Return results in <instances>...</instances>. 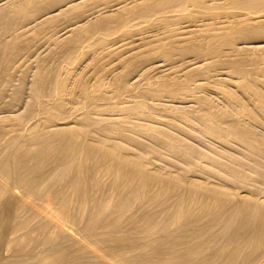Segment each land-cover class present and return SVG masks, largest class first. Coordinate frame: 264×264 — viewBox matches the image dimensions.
I'll use <instances>...</instances> for the list:
<instances>
[{
    "label": "rangeland",
    "instance_id": "rangeland-1",
    "mask_svg": "<svg viewBox=\"0 0 264 264\" xmlns=\"http://www.w3.org/2000/svg\"><path fill=\"white\" fill-rule=\"evenodd\" d=\"M21 1V2H20ZM24 1H27V2H25L26 3V5L24 6V8L28 5V7H26L25 9H22L23 8V6H20L19 8H17L18 7V4L19 5H22V3H24ZM28 1H29V3H35V5L32 3V4H29L28 3ZM31 1V2H30ZM144 1V0H143ZM147 1V0H146ZM150 1V0H149ZM188 1L189 0H186V2L187 3H183V4H186V5H188V6H190V2H191V0L189 1V3H188ZM206 1H207V3H206ZM204 0V2H205V5L207 4L208 5V2L210 1H208V0ZM213 1H215V2H213ZM225 0H223V1H219V0H211L209 3H210V5H212V4H214V5H216V6H214L213 8L212 7H210L211 8V10H210V12L208 11V16L210 17L211 16V18H213L214 16L216 17V19H215V17H214V20L213 19H211V18H208V16H205V14H207V13H205V14H203V16L201 15V14H199L200 16H197L196 18H195V22L194 23H196V24H191V22H189L191 25V31H195V27H196V30L197 29H200V26L202 25V23H201V21L202 22H204L203 20L205 19V21H207L208 23H211L212 24V22L213 23H216V25H214L215 27L217 26V23L219 22V21H221L223 18L225 19H223L224 21H221L220 23L221 24H223V27H222V25L220 24V23H218V24H220L221 26L219 27V28H221V30L223 29V31H225L226 30V32L227 33H230V31H231V33H232V31L233 30H235L234 28H236V27H234L232 24H233V20H231L230 18H233L231 15H229L228 17L229 18H226L227 17V15L228 14H230V12H231V10L233 11V13H236L237 11H238V9H234L233 7H230L229 5H231V4H229L230 2L228 1V0H226L227 1V4H228V6L229 7H226V3L224 2ZM7 2V3H6ZM16 2H18V3H16ZM57 2V3H56ZM213 2V3H212ZM218 2V3H217ZM221 2V3H220ZM3 3V4H2ZM28 3V4H27ZM70 3V4H69ZM122 3V4H121ZM123 3H124V5H123ZM128 3V4H127ZM141 3L140 2V0H35V2H34V0H0V24H1V22L3 23V24H1L0 25V41H1V45H0V50H2L3 51V54H1L2 53V51H0V148L1 147H3V146H5L6 145V143H9V139L11 140L15 135L17 136V138H16V140L18 139L19 141L20 140H22V143H23V141H26V140H24L23 138H22V136H23V134L25 135V136H23V137H25V139H26V136L28 135L26 132H28L30 135H32L33 134V131H32V129L31 128H33V129H35L34 127L36 126V128H37V126H44V125H46V127L48 128V129H50V128H52V127H59V128H61L62 126L63 127H65V126H67V124L69 123V125H71V127L73 128V126H75L74 128H76V127H78V125L76 126V124L77 123H74V122H78V118L77 117H79V120H80V116L82 115V117H84V118H87L86 116H84L85 114L91 119L90 121H91V123H92V120L94 121L93 122V124H92V126L91 125H88V127H86L85 129H88V131H86V132H89V130H90V132H91V137H90V135H87V134H83V135H81V136H86V138L84 137H81V141L83 140V139H85V141L87 142H89V143H91V140L92 139H97L98 141H97V143H102V141H103V143H109V144H112V145H115L116 143L117 144H120V143H122L121 145L123 146V145H125V147L126 148H128V150H132V151H134L135 152V154L136 155H139L140 154V157L143 159V161H144V163L145 164H147L146 165V169H150V170H157V169H161V167H162V171H165L166 172V170L168 171V172H172V173H174L175 171V175H178L177 173L179 172V171H184L185 169L184 168H187L184 172H182V176H183V173H184V175L188 172V174H186V175H190V176H192V174H193V178H195V177H197L196 179L197 180H199V178H201L200 179V181L201 180H203V182H204V180H208V182H213V184L215 185H218L219 187H221V188H223L224 186V188L223 189H226V190H229V188H230V193H232L233 195L232 196H234V198L232 197L231 198V196L229 197V195L227 196L228 198H227V200L229 199V198H231V200L229 199L228 200V205L226 204L227 203V201H224L225 199H226V197L225 198H223L221 195H218L217 197H220V200H222L221 202L219 201L218 203H217V201L219 200V199H217V197H216V203H214V201H215V199L214 198H211V199H214L212 202L214 203V204H210L211 202V200H209L208 198H209V196H205V195H207V194H210V192L209 193H207L206 191L207 190H205V191H203V192H206V194L205 193H201V190L203 189L204 190V188H199L198 189V192L197 191H195L196 193H194V192H192L191 193V191H192V187H194V186H191V185H187V186H189V188L191 187V189H189V188H187V190H181V188H183V189H186V187L187 186H185V188L183 187L184 185H185V181H184V183H182L181 185H179V183H176V185H179L180 186V188L178 189V190H180V191H178V190H175V188H176V186L174 185V186H172L173 188H171V189H173V190H175V191H178V192H174L173 190H168V191H164V193L166 192H168V195L169 196H165L164 194H163V196L165 197H160L161 198V200H159L160 198H158V199H153V200H151L152 199V197L154 196V192H155V197L156 196H158V195H160V196H162V194H160L161 192L163 193V191H161L162 190V188H161V192L159 193V192H157V186L159 187V185H160V181H157V184H154L153 183V185H157V186H152L151 184H152V182L150 183V185H151V188L148 190L147 189V187H142V183H140V180L142 181V180H147V179H149V178H147V177H145L146 175L145 174H143L141 171L138 173V171L136 170V172L138 173L137 175H135V169L134 170H132L131 168H130V171H128V172H132V171H134V173H133V177H134V175L135 176H138V178L137 179H139V181H137L139 184H142V185H140V186H137V185H139V184H137V182L135 183H133L132 185H130L129 187H126L125 185H123L124 187H122L121 186V183L122 182H120L119 180V182L116 180L115 181V177H114V174H112V171H110L111 173L109 174H105V172H103V173H101L100 174V172L101 171H99V170H97V168H99L100 169V165H96L98 162L96 161V159L98 158V156H97V154H101L102 155V153H103V150L101 151V149H100V153H98L97 152V154L94 156L93 155V157H91V155H90V157H91V159H90V157H88V156H86V158H88V159H84L83 157V159H84V162L85 163H87L86 165L88 166H86L85 164H84V162L82 163H79V164H82L83 165V167L85 166V167H87V168H89V170H91V171H88V169L86 170L87 172H91L90 173V175H89V173H86V174H88L87 176H89L90 177V180L92 179V177L94 178V173L96 172H98L99 171V173H98V175H102L101 177L99 176H97V180H96V187H97V184H98V187L97 188H99V190L95 187V185H93V187H94V189H95V191H93L92 189H91V191H89L88 192V195H90V199H94V197H96L93 201H94V203L92 204V202H90V203H88L90 200L88 199V204H91L92 205V208H91V205H88V204H86L87 206L85 207V213H84V216L85 215H88V214H92V212H93V214L92 215H94L95 214V208H93V206L95 207V204H99V205H101V202H105V201H107L108 203H107V205H104V206H108V208H107V211H108V213H116L115 214V217L114 218H111V219H109L110 221H108V219L106 220L105 219V216H107V213H106V211L105 212H103V213H105V214H103L102 215V218H100V220L102 221V225L101 224H99L101 227H104L105 228V226H107V225H109L107 228H109V229H112V228H114V230L116 231L115 233H117L118 235H119V233H120V235H121V231H122V233L123 234H125V231L128 233V232H130L129 233V235H134V236H132L133 238L132 239H134V237L136 238V236H137V238L136 239H134L133 241H135V243L137 244V245H142V247L143 246H148V247H150V245H152V244H156V246H158V245H160L161 243H164V242H162V241H164V236H166V234H167V231H168V233H170V235H171V237H172V235H174V233L176 232H178V234H180V233H182V231H183V229H186L185 231H186V233H191V235L193 236V229H195V231H194V233H196V235L198 234L197 232L199 231V229H200V231H201V229H203L202 230V232H200V236L201 237H204V238H199L200 236H198L197 238H199V240L201 239V241L200 242H205V243H203L202 242V244H204V245H202L201 247H198V246H196V247H198L196 250V252L192 255V257H194V255H195V257L193 258V259H190V260H192V261H200V263L203 261V260H208L209 259V257L211 258L212 257V255L214 256V258L212 257L210 260H213V262L212 261H210V260H208V262L210 263V264H215L216 263V261H217V263H218V261L220 262V258H218V255L219 256H221V255H225V254H229V253H231L232 254V252H231V250L233 251V249H234V247L233 246H235V245H237L238 247H239V249H237V250H239V251H237V252H235L234 253V255H231V260L233 261H230V257H229V260H228V262H226V263H228V264H230L231 262V264H257V263H260L261 264V262H263L264 260H263V258H264V254H262V253H264V241H262L263 239H264V226L263 225H260V222H261V224L264 222V215H263V219H262V214L264 213L263 212V210H261L262 211V214H261V211H258L259 209H262L261 207H257V206H255L254 207V210L252 209L253 207L252 206H249V204H251L250 202H252V204L253 203H255V202H257L256 200H259V201H263L264 202V179H262L261 178V176L262 177H264V110H262V108L264 109V107H261V105L263 106L264 104L263 103H260V101H259V99H258V97L257 96H255V95H253V94H247V93H244V95L242 94H237V92L236 91H239V88H238V86L236 85L237 83H238V85H239V83H242V82H247V81H250L249 82V85H252V84H250L251 82H253L255 79V82L258 80V81H260V83L262 84V82H263V85H264V80H263V78H264V64H263V62H264V44L263 45H261V43H263L264 42V36H263V40L262 39H260V37H258V39H257V35L255 36V33L254 34H246L245 32L246 31H244V33L246 34L245 36H246V38H248V40H249V35H253L254 37H255V39L253 38V37H251L250 38V41H248L247 42V40L246 41H244V40H242V39H245V38H243L244 36L243 35H241V36H243V37H241L242 39H239L240 37H238V41H237V44L240 42L243 46H241V44L239 43L238 45H239V47L241 46V48L239 49L237 46V44H236V42L234 43V45H236V47L238 48V50H237V53H238V51H240L241 53L239 54L238 53V55H237V57H236V52L233 54V51H236V49H232V52H230L228 49H230L229 48V45H227L228 46V48H226L225 46L226 45H221V50L222 51H224V53H223V55L225 56L224 57V61H222L221 60V62H223V63H218L219 65H221V66H218V64H216L215 62H216V60H218L217 62H219L220 61V57L221 58H223L222 56H220V55H222L221 53L219 54V58H218V56H216L218 59H214L215 60V62L211 59V58H215V56H210L211 58H206L205 60L203 59L204 57H206V55L204 54H202L203 56V58L201 59H197V56L196 57H194L193 58V54H195V53H193L192 52V54H190V52L189 53H187V54H185V55H187V56H189V55H191V57L189 56V57H183V55L184 54H180V56L182 57L181 59H180V56H179V53L177 52V50L175 51V52H177V53H174V52H172L173 54H171V56H173V59L171 60V62H169L170 60H166L165 61V59H164V61H163V59L158 55L157 57L158 58H155V57H149V56H146L145 57V59L147 58V59H152V60H148L147 62L145 61V59H142V58H140V60L138 61V58L137 59H135L136 61H137V63H135L134 65H136V66H134L135 68H132V69H134V70H131V72L130 73H128V75H126V76H128L127 77V82L129 83V85L131 86V87H128L129 88V90H125V92H120L121 94H123V95H118V94H116V92L114 91V94H113V96H110L109 94H110V92H111V90H109L110 92H109V94L107 95H103V94H105V93H102V96H104V97H102L101 95H100V97L99 96H97L96 98L95 97H93L94 96V92L96 91V88H94V87H96V86H93V85H98L100 82H104L105 81V83L106 84H110V83H112L111 81L114 79L115 80V78L117 77H113V76H115L116 75V73L119 75L120 74V72H124V69H122V65L121 66H119L118 64H119V62H117L116 60H118V58H121L122 57V55L124 56V54H125V51H127L126 52V55L128 54V52L130 51V53L131 54H133V52L131 51V49L133 50L134 48L136 49H138L139 51H140V53L142 54V53H144L143 51L145 50L146 51V49L145 48H147V50H148V48H150L151 46H148L147 47V45H151L152 44V41L154 40V41H156L157 40V38L161 35V33H162V31L161 30H163L164 28L163 27H152V26H146L147 24H145L146 22H144L145 20L144 19H141L140 17H137V19H139V20H135L134 18H136V17H134V18H131V20L129 21V24L132 22V23H139V24H135L136 26H134V24H133V27L134 28H136V29H134L132 26H131V28H130V30L129 31H127V29L128 28H126V26H121L120 24H119V22H116V21H114V19L112 18L113 16L111 15L114 11V14L113 15H115V13L116 12H120V10L119 9H121V7H126L125 9H130L131 7V4H132V8H133V6L135 7L136 5H139V4ZM14 4V5H13ZM16 4V5H15ZM38 4V5H37ZM53 4V5H52ZM67 4V5H66ZM122 6H121V5ZM126 4V5H125ZM218 4V5H217ZM222 5V6H220V5ZM225 4V5H224ZM40 5V6H39ZM57 5V6H56ZM73 5H76L74 8H73ZM130 5V6H129ZM186 5H181V7H185ZM194 4H192L191 6L192 7H194L193 6ZM206 5V6H207ZM209 5V6H210ZM43 6V7H42ZM59 6V7H58ZM70 6H71V8H70ZM220 6V7H219ZM232 6V5H231ZM13 7V8H12ZM61 7L63 8V9H61ZM67 7H69V8H67ZM80 9H79V8ZM105 7V8H104ZM180 7V8H181ZM196 7V6H195ZM194 7V8H195ZM208 7V6H207ZM6 8V9H5ZM16 8V9H15ZM40 8V9H39ZM174 8V7H173ZM175 8H178V6H176ZM180 8L179 9H177V15H178V11H180ZM191 8V7H190ZM193 8V9H194ZM2 9V10H1ZM4 9V10H3ZM14 9V10H13ZM17 9H18V11H17ZM73 9H74V11L75 12H73ZM77 9H79L80 11H82V13L80 12L79 14H81V17L82 18H79L78 16H79V14H76V12L78 13L79 12V10H77ZM188 10H189V7L187 8ZM6 10V11H5ZM23 10V11H22ZM72 10V11H71ZM77 10V11H76ZM103 10V11H102ZM117 10H119V11H117ZM191 10V9H190ZM221 10V11H220ZM227 10V11H226ZM14 11V12H13ZM25 11V12H24ZM67 12L68 14H69V12H70V14L68 15L67 13H65V12ZM109 11V12H108ZM121 11H122V9H121ZM212 11L213 12H215L216 11V13H220V15H217L216 13H214V15H213V13H212ZM218 11V12H217ZM230 11V12H229ZM236 11V12H235ZM16 12V13H15ZM24 12V13H23ZM34 12V13H33ZM56 12V13H55ZM106 12V13H105ZM171 12V11H170ZM182 12V11H181ZM222 12V13H221ZM224 12V13H223ZM7 13H9V14H7ZM13 13H15L14 15H13ZM21 13V14H20ZM36 13V14H35ZM63 13V14H62ZM101 15H100V14ZM103 13H105V16H104V14ZM173 13V15L175 14L176 15V12L174 13V11L172 12ZM226 13H228V14H226ZM232 13V12H231ZM4 14V15H3ZM18 14V15H17ZM51 14H53V17H52V15ZM96 14V15H95ZM107 14V15H106ZM116 14H118V13H116ZM210 14H212V15H210ZM218 16H216V15ZM222 14V15H221ZM6 15V16H5ZM12 15V16H11ZM25 15V16H24ZM49 15V16H48ZM55 15H57L58 16V19L56 20V18H57V16H55ZM66 15V16H65ZM71 15V16H70ZM78 15V16H77ZM83 15V16H82ZM97 15H100V16H97ZM108 15H109V17H108ZM174 15V20H173V18L171 19V16H170V19L171 20H173L174 21V25L175 26H178V30H180V28L181 29H190V27H188L187 26V24H189V23H186V21H183L182 22V20L179 22V20H177V22H176V18L178 19V16L176 15L175 16ZM226 15V16H225ZM14 16V17H13ZM60 16V17H59ZM62 16H64V17H62ZM68 16V17H67ZM103 17V18H105L106 17V23H108L109 22V20H111V19H113V23L111 24L110 23V25H109V23L107 24V25H109L110 26V29H109V27L107 28V29H102L101 28V30L99 31V29H100V27H97V28H99V29H97V28H94V29H96V30H93L92 29V31H94L93 32V34L92 35H89V34H91L92 33V31H91V33H89V34H87V33H83V34H81L79 37H78V39H80V40H78V41H76V42H79V43H75V42H73V43H69V41H71L72 40V35H73V33H75L76 32V29L78 30L79 29V27L81 28H83V27H85L87 24L89 25V23L91 24V22L92 21H94L96 18H100V17ZM112 16V17H111ZM201 16H202V20H201ZM222 16H225V17H221L222 19H220V17ZM35 17V18H34ZM71 17V18H70ZM73 17V18H72ZM75 17V18H74ZM85 17V18H84ZM88 17V18H87ZM96 17V18H95ZM107 17H108V21H107ZM110 17H111V19H110ZM199 17V18H198ZM206 17V18H205ZM3 18V19H2ZM13 18V19H12ZM39 18V19H38ZM51 18L52 19H54L55 18V20H52V22H51ZM61 18V19H60ZM67 20H66V19ZM69 18L71 19V20H69ZM217 18H219V19H217ZM4 19H7V20H4ZM10 19H12V20H10ZM28 19V20H27ZM35 19V20H34ZM60 19V20H59ZM79 21H77V20ZM86 19V20H85ZM98 19H96V20H98ZM133 19V20H132ZM140 19L142 20V22L144 23H142V22H140ZM198 19H200V20H198ZM206 19H208V20H206ZM10 20V21H9ZM29 20H30V22H29ZM41 20V21H40ZM50 20V21H49ZM66 20V21H65ZM69 20V21H68ZM135 20V21H134ZM144 20V21H143ZM185 20V19H184ZM210 20H213V21H211L210 22ZM230 23V20L232 21V24H230V25H226V24H224L223 22H227V21ZM40 21V22H39ZM87 21H88V23H87ZM90 21V22H89ZM196 21H199L198 23L196 22ZM215 21H217V22H215ZM35 22V23H34ZM86 22V23H85ZM95 22V21H94ZM115 22V23H114ZM177 24H176V23ZM206 22V23H207ZM31 23H32V25H31ZM44 25H43V24ZM46 23V24H45ZM48 23V24H47ZM178 23H180L179 25H178ZM184 23H186V24H184ZM228 23V24H229ZM25 24H26V26H25ZM27 24H28V26H27ZM34 24V25H33ZM71 24V25H70ZM77 24H78V26H77ZM83 24V25H82ZM200 25V26H196V25ZM235 24V23H234ZM3 25H5L4 27H2ZM30 25V26H29ZM73 25V26H72ZM131 25V24H130ZM140 25L142 26L143 25V27H140ZM8 26V27H7ZM24 26V27H23ZM40 26H41V28H40ZM43 26V27H42ZM75 26H77V27H75ZM114 26V27H113ZM172 27H173V25H171ZM185 26V27H184ZM193 26H195V27H193ZM219 26V25H218ZM224 26H226L227 28H228V26H230L229 28H228V30H227V28L226 27H224ZM234 27V28H232V30H230L229 31V29L231 28V27ZM32 27H34V28H32ZM39 27L40 29H37V28ZM112 27L115 29H113L112 31H111V29H112ZM119 27V28H118ZM122 27H123V29L124 28H126L125 30L126 31H123V29H122ZM138 27H140L139 29H138ZM145 27H147L148 29L147 30H145L146 28ZM184 27V28H183ZM199 27V28H198ZM202 27V26H201ZM4 28V29H3ZM8 28V29H7ZM25 28V29H24ZM37 29V31H36V29ZM133 28V29H132ZM176 28H174V30L176 29ZM218 28V27H217ZM225 28V29H224ZM6 29V30H5ZM34 29H35V31H36V33H33V31H34ZM110 31H109V30ZM143 30V31H141V30ZM4 30V31H3ZM10 30V31H9ZM24 30V31H23ZM70 30H71V33H70ZM98 30V31H97ZM117 30V31H116ZM133 30H134V33H135V31H137V33H133ZM144 30H145V33H144ZM150 30H152V31H150ZM153 30H155V31H153ZM159 31V36H158V31ZM178 30L176 31H172V34L173 33H175V35L173 34V35H171V33L170 34H168V35H170L169 37L170 38H172V40H173V37L172 36H175V37H177L178 35H181L182 37L184 36V35H186V36H188V33H189V31L190 30H188V33H186V31L187 30H185V31H183V30H181V33H180V31H179V33H178ZM101 31H104V33H101ZM115 31H116V33H115ZM120 31H122V33H124V34H122V33H120ZM164 31H165V29L163 30V33L162 34H164L163 36V38H164V40H165V38H166V40H167V37H168V35H166L165 33H166V31H165V33H164ZM182 31H183V33H182ZM125 32L127 33L126 35H125ZM239 32V31H238ZM27 35H26V34ZM95 33V34H94ZM96 33L98 34V33H100V34H98V35H96ZM106 33V34H105ZM108 33H109V35H108ZM115 33V34H114ZM132 33H133V35H132ZM154 33H157V35L156 34H154ZM233 33H234V31H233ZM242 33V32H241ZM240 33V34H241ZM34 34H36L35 36H34ZM176 34H177V36H176ZM262 34V33H258V36H260V35ZM13 35V36H12ZM32 35V36H31ZM87 35H89L90 37H87ZM94 35V36H93ZM97 36V38H96V36ZM103 35H107V37L106 36H103ZM129 35V36H128ZM153 35V36H152ZM166 35V36H165ZM30 36V37H29ZM34 36V37H33ZM70 36V37H69ZM81 36H83V38H80ZM98 36H101V37H103V38H101V37H99L100 39H98ZM119 36V37H118ZM150 36V37H149ZM248 36V37H247ZM36 37V38H35ZM70 38V40H69V38ZM106 37V39L104 40V38ZM152 37V38H151ZM156 38V39H153V38ZM162 37V36H161ZM174 37V38H175ZM179 38H180V36H178ZM181 37V38H182ZM35 38V39H34ZM68 38V39H67ZM88 38V39H87ZM93 38V39H92ZM110 38V39H109ZM162 38V39H163ZM179 38H177V40L180 42H178V45H183L184 43H182L183 42V40L182 41H180L181 40V38L179 39ZM253 38V39H252ZM57 39V40H56ZM66 39V40H65ZM90 39V40H89ZM94 39H96V41L94 40ZM98 39V40H97ZM103 40V43H104V45L102 46V44L100 43V42H102V40ZM115 39V40H114ZM133 39H135V40H133ZM145 39V40H144ZM153 39V40H152ZM182 39H185V37H183ZM64 40V41H63ZM84 40H85V42H84ZM91 40H92V43H90L91 42ZM148 40H150V42H148ZM171 40V39H170ZM171 40V41H172ZM175 40H176V38H175ZM177 40H176V42H177ZM237 40V39H236ZM239 40H241V41H239ZM252 40H254V41H252ZM259 40V41H258ZM68 41V44L66 43V42ZM83 41V42H82ZM108 42L107 44H106V42ZM153 41V42H154ZM174 41V40H173ZM263 41V42H262ZM3 42V43H2ZM5 42V43H4ZM66 44H64V43ZM98 42V43H97ZM8 43V44H7ZM155 43V42H154ZM153 43V44H154ZM175 43V42H174ZM246 44V46L244 47V45ZM248 43V44H247ZM250 43V44H249ZM257 43H259L258 45L260 46H258L257 45ZM6 46H5V45ZM62 44V45H61ZM81 44V45H80ZM83 44V45H82ZM91 46H90V45ZM94 44V45H93ZM98 44H100V46L98 45ZM106 44V45H105ZM176 44V46H177V43H175ZM255 46H254V45ZM64 45V46H63ZM71 45V46H70ZM74 45V46H73ZM78 45V46H77ZM93 45V46H92ZM96 45H98L99 47H98V49H97V46ZM250 45V46H249ZM251 45H252V47H251ZM66 46H67V48H66ZM68 46H70V49H69V47ZM73 46V47H72ZM90 48H89V47ZM110 46H111V48H110ZM153 46V45H152ZM4 47V48H3ZM79 47V48H78ZM230 47H231V45H230ZM244 47V48H243ZM248 47H249V49H248ZM251 47V48H250ZM254 47H255V49H254ZM257 47V48H256ZM263 47V48H262ZM5 48H6V51H5ZM72 48H74V49H72ZM84 48H86V49H84ZM93 48V49H92ZM96 48V49H95ZM231 48H235V46H232ZM8 49V50H7ZM12 49V50H11ZM14 49V50H13ZM67 49V50H66ZM88 49V50H87ZM89 49H91L92 50V54H91V50L89 51ZM107 49V50H106ZM109 49L111 50V52H112V49H113V52H114V55L116 56H114L113 57V55H112V57H113V59H112V57L110 56L109 57V55H111V54H113V52L111 53V54H109V52H107V51H109ZM117 49V50H116ZM135 49L133 50L134 51V54L138 51L137 49V51L135 52ZM225 49V50H224ZM260 49V50H259ZM81 50V51H80ZM83 50H84V52H83ZM95 50V51H94ZM96 50H98L97 52H96ZM115 50V51H114ZM123 50H125L124 52H122ZM229 51L230 52V54H229V52H227V53H225V51ZM246 50V51H245ZM258 50V51H257ZM5 51V52H4ZM10 51V52H9ZM20 51V52H19ZM64 51H65V53H64ZM72 51H74L73 53H72ZM78 51V52H77ZM94 51V52H93ZM105 51H106V53H105ZM116 51L118 52V51H121V53H124V54H122L121 56L119 55V57H118V54H120V52H118V53H116ZM138 51V52H139ZM248 51V52H247ZM7 52V53H6ZM18 52H19V54H18ZM55 52V53H54ZM58 52V53H57ZM68 52V53H67ZM71 52V53H70ZM11 53V54H10ZM15 53V54H14ZM108 53V54H107ZM117 55H116V54ZM129 53V56L131 55ZM255 53V54H254ZM259 53V54H258ZM262 53H263V55H262ZM105 54V55H104ZM235 56V59H234V57H231L230 58V56H233V55ZM243 54V55H242ZM251 54V55H250ZM252 54H254V55H252ZM260 54H261V56H260ZM9 55V56H8ZM16 55V56H15ZM63 55H64V57H63ZM71 55V56H70ZM96 55V56H95ZM137 55H139V54H137ZM228 57H227V56ZM230 55V56H229ZM246 55H249L248 56V58H245V56ZM257 55V56H256ZM259 55V56H258ZM8 56V57H7ZM90 56V57H89ZM98 56V57H97ZM128 56V55H127ZM126 56V57H127ZM199 56L201 57V55H198V58H199ZM241 56V57H240ZM12 57V58H11ZM15 57H17V58H15ZM66 57V58H65ZM68 57V58H67ZM241 59H240V58ZM251 57V58H250ZM256 57H258V58H256ZM259 57H261L260 59L262 60L263 59V61H260V59H259ZM263 57V58H262ZM15 58V59H14ZM64 58V59H63ZM123 58V57H122ZM153 58H155L156 59V61H155V59H153ZM160 58V59H159ZM178 58L180 59V60H178ZM188 58H189V60H188ZM191 58H193V59H191ZM197 59L198 61H195L194 59ZM232 58L234 59V60H232ZM12 59V60H11ZM96 59V60H95ZM99 59V60H98ZM124 59V58H123ZM142 59V60H141ZM207 59L209 60H212L215 64H216V66L215 67H213L215 64H212V62L209 60V61H207ZM256 59V61L259 59V61H258V63L257 62H255L254 60ZM62 60V61H61ZM74 60V61H73ZM120 60V59H119ZM144 60V61H143ZM173 60H176L175 61V63H174V61ZM177 60L179 61L178 63H177ZM185 60V61H184ZM191 60H193V62L191 61ZM202 60V61H201ZM232 60V61H231ZM243 60V61H242ZM109 61H110V63H109ZM135 61V62H136ZM140 61H142V62H140ZM183 61V63H181ZM189 61V62H188ZM195 61V62H194ZM202 62V63H200V62ZM203 61H204V63L205 62H209V63H211L210 64V66H209V63L207 64V63H205L206 65H204V63H203ZM237 61V62H236ZM238 61H240V62H238ZM72 62V63H71ZM104 62V63H103ZM113 62V63H112ZM115 62H117V63H115ZM149 62V63H148ZM168 62V63H167ZM186 62L189 64H186ZM191 62V63H190ZM198 62V63H197ZM232 62H234V63H232ZM251 62H253V64L251 63ZM261 62V63H260ZM7 63V64H6ZM59 63V64H58ZM61 63V64H60ZM64 63V64H63ZM104 65H103V64ZM121 63V62H120ZM140 63V64H139ZM152 63V64H151ZM169 63H172V64H169ZM184 63H185V65H184ZM200 63V64H199ZM225 63V64H224ZM255 63H257V65L255 64ZM79 64V65H78ZM145 64V65H144ZM178 64H180V66H181V68H180V66L178 65ZM198 64V65H197ZM262 66V68H261V66ZM58 65V66H60V67H58L57 66V68H56V66ZM70 65V66H69ZM112 65V66H111ZM118 65V66H117ZM149 65V66H148ZM152 65V66H151ZM157 65V66H156ZM184 65V67H182ZM186 65H188V66H186ZM192 65V66H191ZM193 65H195L194 67L195 68H197V67H199V68H197V69H199V70H197V69H195L194 67H193ZM202 65V66H201ZM238 65V66H237ZM259 65V66H258ZM7 66H9V67H7ZM43 66V67H42ZM49 66L51 67V68H49ZM67 66V67H66ZM104 66V67H103ZM113 66H115V67H117L118 68V70L116 71L115 69H117V68H113ZM145 66V67H144ZM147 66V67H146ZM162 66V67H161ZM165 66V67H164ZM167 66V67H166ZM175 66L177 67V70L175 71ZM207 66H209V67H211L212 69H211V71L213 70V71H217L216 73L215 72H210V68L209 67H207ZM246 66V67H245ZM255 66L257 67L256 68V70H255ZM109 67H112V68H109ZM137 67V68H136ZM154 67V68H153ZM171 67H174V68H171ZM192 67V68H191ZM203 67L205 68V69H209V71H208V69L207 70H205V69H203ZM223 69H222V68ZM236 67H238L237 69H239V67H240V69L242 70L241 72H239L238 73V71H236L237 69H236ZM2 68H3V70H2ZM4 68H5V70H4ZM70 68V69H69ZM120 68V69H119ZM143 68H144V70L146 71H143ZM178 68H180V69H178ZM187 68H188V71H186L187 70ZM202 70H201V69ZM216 70H215V69ZM221 68V69H220ZM253 68H254V70H253ZM261 68V69H260ZM69 69V70H68ZM108 71H107V70ZM112 69V70H111ZM137 69H138V71H137ZM147 69V70H146ZM156 69V70H155ZM159 69V70H158ZM162 69V70H161ZM171 69V70H170ZM184 69H186V70H184ZM191 69H195V70H191ZM219 69V70H218ZM225 69V70H224ZM10 72H9V71ZM54 71V72H52V71ZM111 70V71H110ZM114 70V71H113ZM121 70V71H120ZM123 70V71H122ZM170 70V71H169ZM174 72H173V71ZM181 70H182V72H181ZM190 70V71H189ZM201 70V71H200ZM224 70V71H223ZM235 70V71H234ZM249 70V71H248ZM5 71V72H4ZM61 73H60V72ZM69 72V74H68V72ZM72 71V72H71ZM80 71V72H79ZM107 71V72H106ZM111 72V74H110V72ZM118 71H119V73H118ZM142 72V74H141V72ZM185 71L186 72H188V73H185ZM203 71V72H202ZM209 72V73H206V74H208L207 76L209 77H205L206 76V74H204L205 72ZM222 71H223V73H222ZM248 71V72H247ZM254 71V72H253ZM260 71V72H259ZM6 72H7V74H6ZM40 72L42 73V75L44 76V75H46V76H44L43 77V79L44 80H46L45 82L43 81V79H42V76H41V80H39V78L37 77V79L39 80H37V79H35L36 78V75L35 74H37V76H38V73L40 74ZM57 72V73H56ZM65 72H67V75L66 74H64ZM71 72V73H70ZM105 72V74L107 75H103L102 73H104ZM116 72V73H115ZM144 72V73H143ZM168 72H170V73H168ZM178 72V73H177ZM184 72V73H183ZM234 72H237L239 75L242 73V75H236ZM244 72H245V74H244ZM251 72V73H250ZM258 72V73H257ZM261 72H263V74L261 73ZM3 73V74H2ZM35 73V74H34ZM48 73V74H47ZM53 73V75H51ZM72 73H73V75H72ZM81 73H82V76H83V82L86 84V86H87V84H88V86H87V88H86V91L88 90V89H90V91L88 92L89 94H86V95H91L93 98H87V96H83L82 97V95H80V94H82L83 92H80V91H76V93H75V95L76 96H72L71 97V95L70 94H64V97L65 96H67V97H65L66 99H64V98H62V100L63 101H66L65 103H67V104H69L70 102V104L72 105H70V107H69V105H66L67 106V111L65 110L64 111V109H63V111L62 112H64V113H59L58 112V114H57V112H56V114H55V112H54V116L55 115H57V116H53L52 115V117H51V119L54 121V122H51L50 124H48V122H47V120L49 119V118H47V114H48V108L45 110V111H43L42 112V108L41 107H44V105H46L45 107H47L48 105L50 106L51 105V102H52V104L53 105H51L50 107H51V110H52V107H54V103H53V101L55 102V100L57 99V96H55V98H54V94L56 93L57 94V91L54 89V87H53V83L55 84L56 82H54V81H57V83L60 81V79H62V77L63 76H65V77H63V79L65 78L66 79V87H68V85H70L71 84V82H72V80L70 79V78H73L74 76H75V74H79V75H81ZM115 75H114V74ZM132 73V74H131ZM147 73H148V75H147ZM164 73V74H163ZM181 73V74H180ZM203 73V74H202ZM214 73V74H213ZM260 73V74H259ZM61 74H62V76H61ZM103 75V77H101V79L102 80H104V79H106V80H104V81H101L100 80V75ZM144 74V75H143ZM169 74V75H168ZM176 74H178L179 76H177ZM184 76H183V75ZM189 76H188V75ZM252 74V75H251ZM33 75H34V77H33ZM69 75V76H68ZM73 77H72V76ZM101 75V76H102ZM111 75H112V77H111ZM133 77H132V76ZM146 75V76H145ZM166 75H168V76H166ZM176 75V76H175ZM187 75V76H186ZM202 75V76H201ZM203 75H204V77H203ZM246 75V76H245ZM254 75V76H253ZM263 75V76H262ZM1 76H3V77H1ZM7 76H8V78H7ZM9 76L11 77V78H9ZM25 76V77H24ZM66 76H68L67 78H66ZM81 76V77H82ZM109 76V77H108ZM140 76V77H139ZM144 76V77H143ZM149 76V77H148ZM157 76H159V77H157ZM168 77V78H170V80H173L174 78V82L176 83L177 82V85L174 83V82H172V84L170 85V87L169 88H167L166 90H157V89H160L161 87L160 86H158V87H160V88H157L156 87V89H153L154 88V86H155V84L154 83H152L153 85H151V82H154L153 80H156L157 78H161V77ZM242 76V77H241ZM256 76L258 77V78H256ZM23 77V78H22ZM46 77V78H45ZM48 77H50L49 79H51L53 82H49V80H48ZM61 77V78H60ZM180 77V78H179ZM191 77V78H190ZM246 77V79H244V78ZM252 78V80H251V78ZM253 77H254V80H253ZM7 78V79H6ZM53 78H54V80H53ZM56 78V79H55ZM98 78H99V83H97L98 82ZM109 78V79H108ZM111 78H112V80H111ZM145 78V79H144ZM196 78V79H195ZM261 78V79H260ZM6 79V80H5ZM58 79H59V81H58ZM62 79V80H63ZM64 79V80H65ZM151 79V80H150ZM159 79H157V80H159ZM161 79H163V78H161ZM212 79V80H211ZM233 79V80H232ZM248 79V80H247ZM1 80H3V81H1ZM34 80V81H33ZM86 82H85V81ZM108 80V81H107ZM111 80V81H110ZM113 80V81H114ZM132 80V84H131V81ZM148 80H149V82H148ZM188 82H186V81ZM192 82H191V81ZM238 80H239V82H238ZM5 81V82H4ZM35 82V84L37 85V86H39L40 87V85L39 84H42L40 81H43L44 83H43V85H41L42 87H44L43 89V91L45 92V93H40L41 95H43V96H40V94H39V96L37 95V93L34 91V90H36L35 88V86L36 85H34V83L33 82ZM36 81H38V83L36 82ZM210 81V82H209ZM215 81V82H214ZM232 81H233V83H232ZM241 81V82H240ZM257 81V82H258ZM8 82V83H7ZM23 82V83H22ZM48 82H49V84H48ZM70 82V83H69ZM91 82V83H90ZM156 82V81H155ZM203 82V83H202ZM5 83V84H4ZM24 83H25V85H24ZM56 83V84H57ZM104 83V84H105ZM128 83H127V85H128ZM149 83V84H148ZM220 83H222V84H220ZM224 83L226 84V85H224ZM259 83V82H258ZM23 86H22V85ZM47 85L48 87L50 86V88H52V89H54V90H52V89H48V87H45L44 85ZM52 84V85H51ZM84 84V85H85ZM105 84V85H106ZM148 84V85H147ZM158 84V83H157ZM157 84H156V86H157ZM198 84V85H197ZM200 84V85H199ZM20 85V86H19ZM128 85V86H129ZM159 85V84H158ZM180 85V86H179ZM26 86V87H25ZM52 86V87H51ZM92 86H93V89H92ZM152 86H153V88H152ZM210 86V87H209ZM225 86H226V88H225ZM19 87H21L22 88V91H21V88H19ZM34 87V88H33ZM133 87V88H132ZM150 87V88H149ZM184 87V88H183ZM187 87V88H186ZM193 87H194V89H193ZM224 89H223V88ZM229 87H230V89H232L233 91H235L236 93H235V95H237V96H239V97H236V96H234V98L232 97V96H230L229 97V95H227L226 96V94H227V90H226V92L224 91L223 92V90H225V89H229ZM236 87V88H235ZM16 88H17V90H16ZM41 88V87H40ZM200 88V89H199ZM210 88H212V89H210ZM216 88H218V89H216ZM20 91H19V90ZM30 89V90H29ZM32 89V90H31ZM46 89V90H45ZM134 90V91H130V90ZM136 89V90H135ZM214 89V90H213ZM237 89V90H236ZM194 90V91H193ZM197 90H199V91H197ZM201 90V91H200ZM205 90V91H204ZM15 91V92H14ZM19 91V92H18ZM32 91H34V92H32ZM41 91H42V88H41ZM49 91H51V92H49ZM52 91H54V92H52ZM153 93H152V92ZM178 93H177V92ZM197 91V92H196ZM217 91V92H216ZM28 94H27V93ZM79 92V93H78ZM127 92H129V94L127 93ZM133 92V93H132ZM176 92V93H175ZM181 92V93H180ZM14 93H16L17 95H15ZM22 93V94H21ZM32 93V94H31ZM35 93V94H34ZM47 93V94H46ZM53 95H52V94ZM96 93V92H95ZM107 93H108V90H107ZM113 93V92H112ZM112 93H111V95H112ZM125 93V94H124ZM135 93V94H134ZM138 93V94H137ZM145 93V94H144ZM162 93V94H161ZM194 93V94H193ZM218 93V94H217ZM239 93V92H238ZM12 94V95H11ZM14 94V95H13ZM46 94V95H45ZM49 94V95H48ZM55 94V95H56ZM83 94H85V93H83ZM117 95V98L114 96V95ZM137 94V95H136ZM155 94V95H154ZM169 94V95H168ZM175 94V96H173ZM185 94V95H184ZM205 94V95H204ZM37 97V99L34 97ZM37 95V96H36ZM68 95H70L69 97H68ZM80 95V96H79ZM142 95H143V97H142ZM152 95V96H151ZM183 95V96H182ZM191 95H192V97H191ZM196 95V96H195ZM250 95L252 96L251 98H254V99H250ZM18 96H19V98H18ZM29 96V97H28ZM53 96V97H52ZM90 96V97H91ZM106 96V97H105ZM110 96V97H109ZM121 96V97H120ZM132 96V97H131ZM145 96V97H144ZM198 96V97H197ZM242 96H243V98H242ZM12 97V98H11ZM13 97H15L14 98V100H12L13 99ZM21 97V98H20ZM32 97V98H31ZM42 99H40V98ZM49 97V98H48ZM51 97H52V99H51ZM72 99H71V98ZM76 97V99H73V98H75ZM108 97V98H107ZM131 97V99H129ZM134 97V98H133ZM159 97V98H158ZM174 97V98H173ZM181 97V98H180ZM195 97V98H194ZM207 97V98H206ZM218 97V98H217ZM257 97V98H256ZM30 98H31V100H30ZM35 100H34V99ZM38 98H39V100H38ZM43 98H44V100L46 101V102H44V100H43ZM82 98V99H81ZM104 98H106L105 100H104ZM110 98H111V100H110ZM114 100H113V99ZM157 98V99H156ZM177 98V99H176ZM185 98H186V100H185ZM189 99V101H188V99ZM204 98V99H203ZM236 98H237V100H236ZM250 100V102H249V100ZM15 99H17V100H15ZM69 99L71 100L70 102H69ZM79 99H81L82 101H80ZM85 99V100H84ZM86 99L88 100V99H90V100H88V102L86 101ZM124 99H126V100H124ZM136 99H138V100H136ZM171 99V100H170ZM180 99V100H179ZM183 99V100H182ZM227 99V100H226ZM256 99V100H255ZM258 99V100H257ZM12 100V101H11ZM21 100V101H20ZM30 100V101H29ZM37 100V101H36ZM41 100V101H40ZM51 100V101H50ZM75 102H74V101ZM92 100V101H91ZM95 100V101H94ZM116 100V101H115ZM118 100V101H117ZM142 100V101H141ZM211 100V101H210ZM243 100V101H242ZM245 100V101H244ZM254 100V101H253ZM31 101L32 102H34V103H36V105L34 104V103H31ZM40 101V103H38ZM57 101V100H56ZM143 101H144V103H143ZM238 101H240V102H238ZM258 101H259V104H256V103H258ZM9 102H10V104H9ZM19 102V103H18ZM25 102V103H24ZM30 102V103H29ZM44 102V103H43ZM58 102V101H57ZM69 102V103H68ZM78 102V103H77ZM83 102V103H82ZM111 102V103H110ZM137 102V103H136ZM209 102V103H208ZM240 104V105H238V103ZM252 102V103H251ZM9 105H8V104ZM12 103V104H11ZM28 103V104H27ZM48 103V104H47ZM56 103V102H55ZM65 103H64V107H66L65 106ZM85 103V104H84ZM89 103V104H88ZM97 103V104H96ZM103 103V104H102ZM105 103V104H104ZM110 103V104H109ZM125 103V104H124ZM129 103H130V105H129ZM144 105H143V104ZM231 103H233L232 104V106L231 105H229V104H231ZM255 105H254V104ZM25 104H27V105H25ZM30 104H33V105H31L30 106ZM40 104H41V106H40ZM80 104V105H79ZM92 104V105H91ZM112 104V105H111ZM133 104H135V105H133ZM142 106H140V105ZM192 106H191V105ZM242 104V105H241ZM261 104V105H260ZM11 105V106H10ZM19 105V106H18ZM82 105V106H81ZM95 105V106H94ZM102 107H101V106ZM121 105V106H120ZM123 105H124V107H123ZM193 105H195V106H193ZM209 105V106H208ZM244 105H245V107H244ZM246 105H248L247 107L249 108V110H251V111H249V110H247L248 108L246 107ZM254 105V106H253ZM258 105V106H257ZM4 106H7V107H4ZM24 106V107H23ZM33 106V107H32ZM34 106H35V109H34ZM38 106V107H37ZM75 106H80L79 107V109H78V107H75ZM83 106H85L84 108H83ZM99 106V107H98ZM111 106V107H110ZM134 107V108H131V107ZM190 106V107H189ZM236 108H235V107ZM240 106V107H239ZM1 107H3V108H1ZM11 107V108H10ZM29 107H31L32 109H30ZM44 107V108H45ZM50 107H49V109H50ZM63 107V108H64ZM69 107V108H68ZM72 107V108H71ZM74 107H75V109H74ZM90 107V108H89ZM93 107V108H92ZM105 107V108H104ZM106 107H107V109H109V111L106 109ZM117 107V108H116ZM131 108V109H129V108ZM138 107H140L141 109H139ZM192 107V108H191ZM230 107L232 108V109H230ZM242 107V108H241ZM243 107H244V109H243ZM261 107V108H260ZM24 108V109H23ZM26 108V109H25ZM30 110H33V111H31V112H33V113H31V115L33 116H30V112H27L29 109ZM39 110H38V109ZM43 108V109H44ZM77 108V109H76ZM82 108V109H81ZM123 108V109H122ZM125 108V109H124ZM194 108V109H193ZM218 108V109H217ZM247 108V109H246ZM256 108H258V109H256ZM8 109V110H7ZM10 109V110H9ZM13 109V110H12ZM71 109H73V110H71ZM92 109V110H91ZM102 109V110H101ZM112 109H114L113 111H112ZM120 109H122L121 111H120ZM135 109H136V111H135ZM138 109V110H137ZM198 109V110H197ZM203 109V110H202ZM216 109V110H215ZM220 109V110H219ZM234 109H235V111H234ZM237 109V110H236ZM241 111H240V110ZM12 110V111H11ZM25 110V111H24ZM29 110V111H30ZM96 110V111H95ZM99 110H100V112H99ZM127 110V111H126ZM130 110V111H129ZM222 110V111H221ZM231 110V111H230ZM232 110H233V113H231L232 112ZM245 110V111H244ZM4 111V112H3ZM14 111V112H13ZM37 111V112H36ZM41 111V112H40ZM72 111V112H71ZM98 111V112H97ZM104 111V112H103ZM106 111V112H105ZM126 111V112H125ZM138 111V112H137ZM214 111V112H213ZM237 111H239V112H241V113H238ZM249 113H248V112ZM252 111H253V113H252ZM261 111V112H260ZM19 112V113H18ZM25 112H27V113H25ZM35 112V113H34ZM46 113V117H44V115L45 114H43V113ZM82 112H83V114H82ZM115 112V113H114ZM123 112V113H122ZM136 112V113H135ZM140 112V113H139ZM211 112V113H210ZM213 112V113H212ZM229 112V113H228ZM243 112V113H242ZM247 112V113H246ZM251 112V113H250ZM13 113H14V115L15 114H17V115H15V118H13L14 117V115H13ZM25 113V114H24ZM37 113V114H36ZM71 115H70V114ZM74 113V114H73ZM89 115H88V114ZM95 113V114H94ZM132 113V114H131ZM134 113V114H133ZM142 113V114H141ZM185 113V114H184ZM235 113V115H233ZM8 116H7V115ZM10 114V115H9ZM27 114H29L28 116H26ZM33 114H35V115H33ZM40 114V115H39ZM53 114V113H52ZM62 116H61V115ZM81 114V115H80ZM93 116H92V115ZM127 114L129 115V116H127ZM140 114V115H139ZM144 114V115H143ZM177 114V115H176ZM179 114V115H178ZM239 114V115H238ZM247 114V116H245ZM259 114V115H258ZM13 115V116H12ZM22 115V116H21ZM24 115V116H23ZM58 115H60V116H58ZM63 115H64V117H63ZM65 115H66V117H65ZM75 117H74V116ZM107 115H108V117H107ZM120 115V116H119ZM133 115V116H132ZM181 115V116H180ZM185 115V116H184ZM188 115V116H187ZM205 115V116H204ZM218 115V116H217ZM230 115V116H229ZM238 115V116H237ZM250 115V116H249ZM255 117H254V116ZM5 116V117H4ZM35 116V117H34ZM69 116V117H68ZM101 116H103V117H101ZM116 116V117H115ZM124 116H126V118H123ZM137 116V117H136ZM192 116V117H191ZM212 116V117H211ZM229 116V117H228ZM237 116V117H236ZM243 116V117H242ZM257 116H259V117H257ZM6 117L8 118V120L6 119ZM12 117V118H11ZM25 118V119H23V118ZM61 117V118H60ZM63 117V118H62ZM94 117V118H93ZM99 117V118H98ZM123 119H122V118ZM128 117V118H127ZM141 117V118H140ZM175 117H176V119H175ZM180 117V118H179ZM182 117V118H181ZM187 117H188V119H187ZM223 117V118H222ZM231 117V118H230ZM235 117H236V119H235ZM249 117V118H248ZM253 117V118H252ZM262 117V118H261ZM20 118V120H21V118L23 119V120H21V122H18L17 120ZM43 118L44 119H47L46 121L45 120H43ZM66 118V119H65ZM76 118V119H75ZM113 118V119H112ZM140 118V119H139ZM147 118V119H146ZM186 118V119H185ZM190 118V119H189ZM194 118V119H193ZM208 118V119H207ZM252 118V119H251ZM10 119H12V120H10ZM17 119V120H16ZM51 119H49V121H52ZM55 119V120H54ZM60 121H59V120ZM117 119V120H116ZM127 119H128V121H127ZM132 119V120H131ZM173 119H175L174 121L176 122V124H174V125H177L178 126V124H179V126L177 127V126H174V125H172V123L170 122V121H172ZM217 119V120H216ZM227 119V120H226ZM232 119V120H231ZM250 119H251V121H250ZM255 119V120H254ZM258 119H260L259 121H258ZM19 120V121H20ZM31 120H32V123H31ZM34 120V121H33ZM40 120V121H39ZM76 120V121H75ZM101 123H99L98 121ZM109 120V121H108ZM125 121L126 120V122H123V121ZM135 120V121H134ZM177 120H178V124H177ZM183 120V121H182ZM184 120H186V121H184ZM190 120H192L191 122H190ZM195 120V121H194ZM258 122H257V121ZM13 121V122H12ZM14 121H17V123L18 124H20V126L22 127V124H23V127L22 128H19V127H17L18 125H17V123L16 122H14ZM43 121H44V123H43ZM55 121H56V125H55ZM106 121H108V123L106 122ZM118 123H117V122ZM123 122V124L121 123V122ZM133 121H134V123H133ZM202 121V122H201ZM240 121V122H239ZM10 122V123H9ZM23 122V123H22ZM38 122H41L40 124L38 123ZM103 122V123H102ZM114 122V123H113ZM136 122V123H135ZM173 122V121H172ZM180 122V123H179ZM257 122V123H256ZM13 123V124H12ZM31 123V124H30ZM33 123H34V126H33ZM58 123H59V125H58ZM74 123V124H73ZM107 123V124H106ZM119 123H121V124H119ZM133 125H132V124ZM170 123H171V125H170ZM191 123V124H190ZM196 123V124H195ZM202 123H204L203 125H202ZM214 123V124H213ZM234 123V124H233ZM244 123H246V124H244ZM5 124V125H4ZM36 124V125H35ZM98 124V125H97ZM99 124H100V126H99ZM128 124V125H127ZM142 126H141V125ZM144 124V125H143ZM184 124V125H183ZM187 126H186V125ZM201 124V125H200ZM210 124V125H209ZM213 124V125H212ZM223 124V125H222ZM233 124V125H232ZM244 124V125H243ZM4 127H3V126ZM9 125V126H8ZM13 125V126H12ZM16 125V126H15ZM50 125H51V127H50ZM52 125H54V126H52ZM62 125V126H61ZM95 125H97V127L99 128V130H101L100 128H102V132L101 131H99V132H96V130L95 129H98V128H95ZM102 125V126H101ZM106 125V126H105ZM111 125H112V127H111ZM118 125V126H117ZM122 125V126H121ZM131 125V126H130ZM148 125V126H147ZM194 125V126H193ZM200 125V126H199ZM208 125V126H207ZM239 125V126H238ZM29 126V127H28ZM31 126V127H30ZM33 126V127H32ZM114 126H117V127H114ZM125 126V127H124ZM136 126V127H135ZM141 126V127H140ZM143 126H144V128H143ZM182 126V127H181ZM186 126V127H185ZM197 126V127H196ZM206 127V128H202V127ZM209 126H210V128H209ZM218 128H217V127ZM232 126V127H231ZM8 127V128H7ZM10 127V128H9ZM15 127H17V128H15ZM45 127V126H44ZM44 127H42V128H37V130L39 129V131L40 130H42ZM45 127V128H46ZM127 127V128H126ZM173 127H175V128H173ZM215 127V128H214ZM224 127V128H223ZM5 128H7L5 131H4V129ZM13 128V129H12ZM29 130H28V129ZM47 128H46V131H48L47 130ZM82 128H84V127H82ZM82 128H78V130L77 129H75L76 131H79V129H81L82 130ZM90 128V129H89ZM117 128V129H116ZM129 128V129H128ZM140 128V129H139ZM150 128V129H149ZM177 128H178V130H177ZM182 128V129H181ZM212 128V129H211ZM223 128V129H222ZM236 128V129H235ZM10 129V130H9ZM14 129H17V130H14ZM55 129H57V128H55ZM85 129L83 130V131H85ZM94 129L95 131H92V130ZM104 129V130H103ZM133 129V130H132ZM138 129V130H137ZM143 129V130H142ZM161 129H163V130H161ZM180 129V130H179ZM189 129V130H188ZM192 129V130H191ZM204 129V130H203ZM206 129H208V130H206ZM214 129V130H213ZM217 129V130H216ZM244 129V130H243ZM8 130V131H7ZM11 130H13V132L11 131ZM20 130V131H19ZM24 132H23V131ZM28 130V131H27ZM51 130V129H50ZM115 130V131H114ZM129 130V131H128ZM140 130V131H139ZM148 130V131H147ZM155 130V131H154ZM161 130V131H160ZM177 130V131H176ZM219 130V131H218ZM233 131V132H231V131ZM240 130V131H239ZM247 130V131H246ZM3 131V132H2ZM11 131V132H10ZM14 131H16V132H14ZM45 131V129H44V132H46ZM52 131V130H51ZM51 131H49V132H51ZM54 131V130H53ZM103 131H104V133H103ZM107 133H106V132ZM154 131V132H153ZM157 131V132H156ZM194 131V132H193ZM242 131V132H241ZM256 131V132H255ZM2 132V133H1ZM5 132V133H4ZM8 132V133H7ZM21 132V133H20ZM23 132V133H22ZM30 132H32V133H30ZM42 131H40V132H36V129L34 130V133H41ZM44 132H42V134H44ZM89 132V133H90ZM96 134V135H94V136H96V137H94L93 136V134L94 133ZM142 132V133H141ZM165 132V133H164ZM170 132H172L171 134H170ZM175 132V133H174ZM191 132V133H190ZM193 132V133H192ZM205 132V133H204ZM211 132V133H210ZM214 132V133H213ZM236 133V135H235V133ZM240 132V133H239ZM11 133V134H10ZM99 135H98V134ZM104 135V137H103V135ZM114 133V134H113ZM120 133H125L126 135L127 134H129V137H130V135H132L131 136V138L130 139H132L133 138V140H132V142H131V140L129 141V140H127V139H124V137L123 136H121V135H119ZM141 133V134H140ZM158 133H160V134H158ZM162 133H164V136H163V134ZM167 133V135L168 134H170V135H168V136H166L165 134ZM225 133V134H224ZM242 133H243V135H242ZM14 136H13V135ZM101 134V135H100ZM115 134H117V135H115ZM124 134V135H125ZM134 134V135H133ZM136 134V135H135ZM149 134V135H148ZM154 134V135H153ZM176 134V135H175ZM190 134H191V136H190ZM213 136H212V135ZM216 134V135H215ZM247 134V135H246ZM11 135V136H10ZM21 136V139H20V137L19 136ZM30 135H28L29 137H30V139H29V137H28V139H27V141L29 140V142L31 143L32 141L34 142V138L32 137V136H30ZM120 137H122V139L121 138H119V136ZM156 135V136H155ZM172 135H175L174 137L172 136ZM199 135V136H198ZM227 135V136H226ZM233 135V136H232ZM240 135V136H239ZM15 136V137H16ZM94 138H93V137ZM106 136V137H105ZM114 136H117V138L116 137H114ZM151 138H150V137ZM169 136H172V138H171V140L172 139H174V140H172L171 142H173V141H175V139H176V141L175 142H179V143H186V144H189L190 145V147H191V150H189V151H193V153H189V152H186L188 155H186V156H188L187 158H189L188 160L189 161H187L186 159V156H184L183 157V154L180 156L179 154L176 156H172V154H167V152H168V150L169 149H171V148H169V147H163V148H161V146H160V144H162V143H171V142H169L170 140H167V139H169L168 137ZM202 136V137H201ZM206 136V137H205ZM210 136V137H209ZM224 136H226V137H224ZM230 138H229V137ZM7 137H10V138H7ZM103 137V138H102ZM154 137H155V139H154ZM165 137V138H164ZM177 137V138H176ZM241 137V138H240ZM31 138H33V139H31ZM83 138V139H82ZM91 138V139H90ZM99 138V139H98ZM108 138H110V139H108ZM156 138H157V140H156ZM204 138V139H203ZM220 138H223V139H225V141H223V139H219ZM235 140H234V139ZM248 140H247V139ZM94 139V140H95ZM104 139V140H103ZM107 139V140H106ZM120 139V140H119ZM124 139V140H123ZM138 139V140H137ZM152 139V140H151ZM164 140V139H166L165 141H162V140ZM229 139V140H228ZM31 140V141H30ZM94 140H92V143H94L93 141ZM123 142H122V141ZM137 140V141H136ZM155 140V141H154ZM186 140V141H185ZM241 140V141H240ZM246 142H245V141ZM5 141V142H4ZM105 141V142H104ZM159 141V142H158ZM185 141V142H184ZM188 141V142H187ZM223 141V142H222ZM230 141V142H229ZM232 141V142H231ZM240 141V142H239ZM254 141V142H253ZM4 142V143H3ZM21 142V141H20ZM85 142V143H86ZM87 142V143H88ZM96 142V141H95ZM143 143V144H145L146 146V149L148 150V151H146V149L144 148L142 151L140 150V148L139 149H137L136 150V148H137V146L138 145H136V144H133V143ZM156 142V143H155ZM161 142V143H160ZM175 142H173V143H175ZM26 143V142H25ZM28 143V142H27ZM113 143H115V144H113ZM124 143V144H123ZM125 143H127V144H125ZM131 143H132V145H131ZM160 143V144H159ZM208 143V144H207ZM4 144V145H3ZM150 145V146H148V145ZM159 144V145H158ZM185 144V145H186ZM133 145H135V146H133ZM157 145V146H156ZM163 146H164V144H162ZM188 145V146H189ZM195 145V146H194ZM209 145V146H208ZM129 146H131V147H133V148H130ZM151 146H156V147H152L151 148ZM187 146V145H186ZM158 147H160L159 149H160V152L161 153H158L159 152V149H158ZM173 147H174V145H173ZM190 147H188V148H190ZM125 148V149H126ZM169 148V149H168ZM183 148V147H182ZM188 148H186V149H188ZM193 148V149H192ZM197 150H196V149ZM122 149H124V146H123V148ZM158 149V150H157ZM161 149H162V151H161ZM164 149V150H163ZM167 149V150H166ZM227 151H226V150ZM130 150V151H131ZM141 151V153H140V151ZM151 150H153V151H151ZM157 150V151H156ZM172 150L174 151V148H172ZM203 151L204 153H202L201 151ZM126 151V150H125ZM130 151L128 152V153H130ZM132 151H131V153H132ZM151 151V152H150ZM188 151V150H187ZM194 151H196V152H194ZM200 151V152H199ZM222 151V152H221ZM139 152V153H138ZM162 152H164L165 154H166V156H165V154L163 153L162 154ZM170 152V151H169ZM168 152V153H169ZM175 152V151H174ZM126 153H127V151H126ZM146 153V154H145ZM178 153V152H177ZM176 153V154H177ZM180 153V152H179ZM201 153V154H200ZM213 155H212V154ZM87 154H89V153H87ZM134 153H132V155H133ZM181 154V153H180ZM202 154H203V156L204 157H202ZM142 155V156H141ZM144 155V156H143ZM163 155V156H162ZM201 155V156H200ZM205 155H206V157L207 158H209V159H207L206 157H205ZM211 155V156H210ZM97 156V157H96ZM135 156V155H134ZM167 156H169L170 158L168 159V157ZM195 156V157H194ZM196 156H198V158L196 157ZM200 156V157H199ZM215 158H214V157ZM235 156V157H234ZM96 159H95V158ZM167 157V158H166ZM172 157V158H171ZM179 157V158H178ZM181 157V158H180ZM183 157V158H182ZM203 159H202V158ZM222 157V158H221ZM166 158V159H165ZM221 158V159H220ZM92 159L95 161H93L92 162ZM167 159H168V161H167ZM174 159V160H173ZM176 159V160H175ZM184 159V160H183ZM192 159H194V160H192ZM209 160V161H207V160ZM224 159V160H223ZM235 159V160H234ZM98 160V159H97ZM104 160H106V159H104ZM109 160H111V164L109 165V166H115V164L116 163H114L112 160L113 159H109ZM108 160V161H109ZM162 160V161H161ZM165 160V161H164ZM177 160H179L178 162H176L175 163V161H177ZM212 160H214V161H212ZM216 160H218L217 162H216ZM219 160H221V161H219ZM223 160V161H222ZM89 161H91V163L89 162ZM107 161V160H106ZM146 161V162H145ZM167 161V162H166ZM172 161H173V163H172ZM185 161L187 162L186 164H185ZM226 161H228V162H226ZM97 162V163H96ZM171 162V163H170ZM183 162V163H182ZM191 164H190V163ZM220 162V163H219ZM229 162H231V164H227V163H229ZM67 163H69V162H67ZM95 164V166L93 165V164ZM100 163H102V161H100ZM107 163V162H106ZM114 165H113V164ZM170 163V164H169ZM189 163V164H188ZM210 163L212 164L213 163V165H210ZM52 164V163H51ZM50 164V165H51ZM103 164V163H102ZM161 164V165H160ZM167 166H166V165ZM176 164H177V166H176ZM196 164V165H195ZM217 164H222L221 166L220 165H217ZM225 164V165H224ZM46 165H49V163H47ZM50 165H49V167H50ZM69 165H70V163H69ZM71 165H73L72 163H71ZM70 165V166H71ZM75 165V164H74ZM73 165V167L74 168H71L70 167V169H67V170H64L65 171V173H64V171H63V169L61 170V169H59V170H57V167L55 168L58 172H56V170L54 171V170H50V168L48 167V166H45V171L46 170H50L51 172H52V174H53V171H54V173H55V175L53 174H51V176H49L48 175V178L50 177V178H52L51 179V182H52V184L50 183V185H51V187L52 186H54L55 184V180H56V187L55 188H58L57 186H60V188L59 189H57L56 191H57V193H58V195H63V190H65V188H63V186H64V184L66 183V182H68V185H66L65 184V186H66V189L67 190H70V191H72L73 189H74V183H72V182H74L73 180H71L70 179V177H69V179H68V177L66 176V175H68V174H66L67 172H70V170H73L74 171V169H75V166ZM171 165V166H170ZM194 165V166H193ZM200 165V166H199ZM207 165H209V167L207 166ZM215 165H216V167H215ZM230 165H232V166H230ZM53 166V165H52ZM52 166H51V168H52ZM89 166H91V167H89ZM93 166V167H92ZM97 166V167H96ZM160 166V167H159ZM179 166V167H178ZM211 166V167H210ZM221 167V168H223V169H226V170H221V168H220V171L218 170L219 168H217V167ZM228 168H226V167ZM254 166H255V168H256V170L254 169ZM81 167V166H80ZM176 167H178V168H176ZM189 167H191V168H189ZM198 167V168H197ZM206 167V169H204ZM231 167H232V169H231ZM235 168V170H234V168ZM251 167H252V169H251ZM49 168V169H48ZM67 168H69V167H67ZM123 168V167H122ZM128 168V170H129V167H126V169ZM165 168V169H164ZM200 168H201V170H200ZM210 169V170H207V169ZM230 168V169H229ZM261 168H263V169H261ZM53 169H54V167H53ZM66 169V168H65ZM126 169L124 170V171H126ZM189 169V170H188ZM198 169V170H197ZM94 170V171H93ZM132 170V171H131ZM188 170V171H187ZM192 170V171H191ZM193 170L194 171H196V172H194V173H192L193 172ZM204 170V171H203ZM229 170H231V172L229 171ZM259 170V171H258ZM44 171V172H45ZM67 171V172H66ZM178 171V172H177ZM203 171V172H202ZM205 171L206 172H208L209 171V173H205ZM224 171H226L225 173H224ZM228 171V172H227ZM240 171H243V172H240ZM245 171V172H244ZM50 172V173H51ZM61 172H63V173H61ZM94 172V173H93ZM181 172H179V174H181ZM186 172V173H185ZM216 172V173H215ZM236 172H238L240 175H238ZM258 172H260V173H258ZM45 173H47L48 174V171H46ZM140 173H142L143 175H140ZM190 173H192V174H190ZM212 173V174H211ZM217 173H218V176H217ZM223 173V175H221ZM245 173V174H244ZM248 173H249V175H248ZM256 173V174H255ZM61 174V175H60ZM64 174V175H63ZM66 174V175H65ZM113 176H112V175ZM203 174V176H201V175ZM210 174V175H209ZM214 174H215V176H214ZM220 174V175H219ZM230 175V176H228V175ZM234 174H236V175H234ZM242 174H244L243 176H242ZM251 174V175H250ZM64 176V178H63V176ZM93 175V176H92ZM107 175V176H106ZM109 175H111V176H109ZM145 175V176H144ZM205 175V176H204ZM238 175V176H237ZM245 175H246V177H245ZM69 176V175H68ZM92 176V177H91ZM189 176V179H193V178H191ZM206 176H207V178H206ZM211 176V177H210ZM217 176V177H216ZM225 176V177H224ZM237 176V177H236ZM242 176V177H241ZM248 176V177H247ZM255 176H257V177H255ZM67 177V178H66ZM178 177H181V176H179L178 175ZM239 177V178H238ZM240 177H241V179H240ZM50 178L48 179V180H50ZM59 178V179H58ZM62 178V179H61ZM100 178V179H99ZM104 178V179H103ZM108 178V179H107ZM113 178V179H112ZM134 178H136V177H134ZM203 178V179H202ZM210 178V179H209ZM219 178V179H218ZM253 178H254V180H253ZM106 179V180H105ZM110 179H112V180H110ZM180 179V178H179ZM216 179V180H215ZM222 179V180H221ZM224 179V180H223ZM243 179H244V181H243ZM247 180V182H246V180ZM259 179V180H258ZM261 179H262V181H261ZM61 180H62V182H61ZM72 181V182H70V181ZM108 180V181H107ZM114 180V181H113ZM206 180V181H207ZM211 180V181H210ZM213 180V181H212ZM230 180V181H229ZM54 181V182H53ZM103 181V182H102ZM109 181H111V182H109ZM183 180H181V181H178V182H182ZM205 181V182H206ZM221 181V182H220ZM222 181H225V183H222ZM241 181V182H240ZM249 181V182H248ZM259 183H258V182ZM61 182V183H60ZM72 183V184H70V183ZM95 182V181H94ZM106 182V183H105ZM118 183V185L116 184V183ZM143 182V181H142ZM146 182V181H145ZM147 182H148V180H147ZM146 182V183H147ZM156 182V181H155ZM262 182V183H261ZM59 183H60V185H59ZM109 183H110V186H109ZM113 185H112V184ZM243 183H244V185H243ZM100 184V185H99ZM104 184V185H103ZM119 184H120V187L119 188H115V186L114 185H117V186H119ZM123 184H124V182H123ZM136 186H135V185ZM149 184V183H148ZM147 184V185H148ZM186 184H187V182H186ZM210 184H212V183H210ZM212 184V185H213ZM223 184V185H222ZM226 184V185H225ZM236 184V185H235ZM249 184H252V186L251 185H249ZM63 185V186H62ZM73 185V186H72ZM183 185V186H182ZM237 185H239V186H237ZM12 185H10V187H8V188H10L11 189V191H12V193H14L15 194V196H14V198L16 199V201H18V199H19V197H20V199H21V197H22V199L24 198V196H23V194H25L26 195V199L27 200H25V199H23V201H24V203H25V205L28 203V202H26V201H28V199L30 200V198L29 197H31L29 194V196H27V193H25V191L23 192V190H21L20 188H19V190H20V193H19V190L17 189V187H15V186H13V187H11ZM76 186V185H75ZM106 188H105V187ZM109 186V190L107 189V187ZM134 186V187H133ZM182 186V187H181ZM227 186V187H226ZM239 188H237V187ZM242 186V187H241ZM52 188V189H55V188ZM71 187L73 188V189H71ZM112 187V188H111ZM114 187V188H113ZM138 187H139V189H142V190H139L138 189ZM154 187H155V189H156V191H155V189H154ZM215 187V186H214ZM217 187V186H216ZM234 187V188H233ZM244 187V188H243ZM248 187V188H247ZM251 187L253 188V190H251ZM255 187V188H254ZM258 187V188H257ZM13 188V189H12ZM63 190H62V189ZM103 188V189H102ZM105 188V189H104ZM129 190H128V189ZM145 190H144V189ZM178 188V187H177ZM198 187H194V189L193 190H196ZM241 188V189H240ZM16 189V190H15ZM45 189H47V188H45ZM76 189V188H75ZM89 189H90V186H89ZM88 188H87V191L89 190ZM107 189V190H106ZM115 189V190H114ZM120 189V190H119ZM154 191H153V190ZM159 189H160V187H159ZM159 189H158V191H159ZM216 189V188H215ZM238 189V190H237ZM249 189V190H248ZM260 189V190H259ZM62 190V191H61ZM67 190H65V191H67ZM106 190V192H104ZM117 190V191H116ZM123 192H122V191ZM150 190H152L151 192H150ZM191 190V191H190ZM232 190V191H231ZM258 190V191H257ZM17 191H18V193H17ZM48 191V190H47ZM60 191H61V193H60ZM93 191V193H91ZM109 191V192H108ZM111 191V192H110ZM183 191H185V192H183ZM200 191V192H199ZM239 191V192H238ZM253 191H255V192H253ZM17 194H16V193ZM21 192H23V194L22 195H20L21 194ZM51 192H53V191H51ZM94 192H95V194H94ZM125 192V193H124ZM130 192H131V195H130ZM138 192H141L140 193V195L139 194H136V193ZM143 192V193H142ZM159 193L158 195H157V193ZM175 193L176 195H177V193H179L178 195H177V197H174L175 196V194H172L171 195V193ZM180 192H182V194L180 193ZM187 192V193H186ZM243 192V193H242ZM57 193H56V197H62V196H58L57 195ZM60 193V194H59ZM87 193V192H86ZM117 193V194H116ZM127 193V194H126ZM135 193L136 195H133V194ZM147 193H149V195L147 194ZM184 193V194H183ZM190 193V194H189ZM200 193V194H199ZM257 193V194H256ZM13 194V195H14ZM151 194L153 195L152 197H150L149 199L150 200H147L148 199V197L149 196H151ZM200 195V197L199 198H201V196L202 195H204L203 196V198H204V201L207 199V200H209V201H207L206 200V202H204V201H199V200H197L196 201V199H198V197H197V195ZM235 194V195H234ZM247 194H248V196H247ZM251 194H253V195H251ZM116 195V196H115ZM121 195V196H120ZM128 195H129V197H128ZM147 195H148V197H147ZM185 196V198H182L181 197V199H180V196ZM186 195H188L187 197H186ZM198 195V196H199ZM231 195V194H230ZM239 195H240V197L241 198H243V197H248V199L250 200V197H251V201H249V203H248V206L247 205H245L246 206V210L245 209H243V208H245V206H244V204H241L240 202H239V200H237L236 198H238L239 197ZM251 195V196H250ZM111 196V197H110ZM125 196V197H124ZM133 196H135V197H133ZM140 196V197H139ZM171 196V197H170ZM191 196H195V197H191ZM211 196H213V194L211 195ZM210 196V197H211ZM237 196V197H236ZM255 196V197H254ZM258 196V197H257ZM28 197V198H27ZM34 196L32 195V198H33ZM35 197H36V195H35ZM37 197H38V195H37ZM92 197V198H91ZM120 197V198H119ZM129 199H128V198ZM134 199V200H132V198ZM138 197V198H137ZM154 197V198H155ZM167 197V198H166ZM173 197V198H172ZM213 197H215V196H213ZM221 197H222V199H221ZM262 197H263V199H262ZM116 198H118L117 200H116ZM125 198H127V203H129L130 204V206L128 207H126L125 209H121V208H123L124 206H126V205H124L123 207H121V205L119 206V204H121V202L122 201H125L126 202V199L124 200ZM162 198H164L165 199V202H164V200H162ZM170 198V199H169ZM178 198V199H177ZM187 198H189V199H192V200H188ZM195 198V199H194ZM257 198V199H256ZM60 199V198H59ZM99 199V201H97ZM132 200V202L130 203V201L128 202V200ZM167 199V200H166ZM177 201H176V200ZM194 199V200H193ZM224 199V200H223ZM234 199V200H233ZM260 199H262V200H260ZM9 201V199L7 198H5V201ZM31 200H37L36 198H33V199H31ZM103 200H105V201H103ZM110 200V201H109ZM155 200V202H154V204H153V201ZM156 200H158V201H156ZM173 200V201H172ZM175 200V201H174ZM184 200H186V201H184ZM203 200V199H202ZM235 200H237V201H235ZM6 201V202H7ZM22 201V200H21ZM35 201H32V202H34V206H32L31 207V205H33V203H31V204H29L31 201H29V207H27V208H29V209H31V210H36V209H38L37 207L38 206H36V203H35ZM121 201V202H120ZM145 201V202H144ZM149 203H148V202ZM152 201V202H151ZM162 201V202H161ZM189 201V202H188ZM230 201H231V205H229V203H230ZM235 201L236 203H237V205H236V203L234 204L233 202ZM258 201V202H259ZM4 202V201H3ZM37 202V201H36ZM98 202V203H97ZM151 202V203H150ZM158 202V203H157ZM172 202H175V204H174V206H173V204H172ZM179 202V203H178ZM195 202V203H194ZM208 202V204H210V205H213L212 207L210 206V205H208V204H205V203H207ZM224 202V203H223ZM246 202H244V203H246ZM262 202V203H263ZM5 203V202H4ZM3 203V204H4ZM115 203H118V204H116V205H113V204H115ZM126 203V204H127ZM145 203V204H144ZM163 204V206H162V204ZM197 203L199 204V205H201V203H203V204H205V205H207V206H205L204 207V205L203 206H200L199 207V205H197ZM242 205H240V204ZM246 203V204H247ZM262 203H260V204H262ZM2 204V205H3ZM28 204H27V206H28ZM142 204L144 205L143 207H142ZM153 204V205H152ZM158 204V205H157ZM164 204H166L165 206H164ZM171 204V205H170ZM194 204L196 205V207L194 206ZM222 204H225V205H222ZM235 206H234V205ZM256 204V203H255ZM259 204V203H258ZM56 205L57 204H54V205H51V206H49L48 207V209L46 210V208H44V209H42V211L43 212H41V213H37V214H40V215H42L41 217H39V218H42V221H47V222H50V221H52V220H54V217L55 216H52V215H48V213H49V209H50V207H52V206H55V209H57V212L55 213L56 214V217H55V219L57 220V218L58 219H60L61 217H62V211L60 210V209H62V208H60L61 206H58L57 205V208H56ZM98 205V207L99 208H101L100 206ZM109 205H111L110 207H109ZM182 205V206H181ZM186 206V207H184V206ZM218 205V207H216ZM220 205V206H219ZM232 205H233V207H232ZM240 205V206H239ZM254 205V204H253ZM102 206V205H101ZM116 206V207H115ZM171 208H170V207ZM179 207V208H177V207ZM192 206H194V207H192ZM208 206H210L212 209H210V207H208ZM223 206V207H222ZM225 206V207H224ZM240 207V208H238V207ZM262 206H263V208H264V204H262ZM2 207V206H1ZM35 207V208H34ZM114 207V208H113ZM119 208V210H117L118 208ZM141 207V208H140ZM168 207V208H167ZM187 207H190L191 209H189V208H187ZM202 207H204V208H202ZM220 207V208H219ZM97 208V207H96ZM129 208V209H128ZM131 208V209H130ZM148 208V209H147ZM151 208H153V211H152V209ZM165 208H167L166 210H165ZM193 208V209H192ZM208 208V209H207ZM222 208L224 209V208H226V209H224V210H222ZM230 208V209H229ZM239 210H238V209ZM250 210H249V209ZM258 208V209H257ZM53 209V207L50 209V211ZM55 209H53V210H55ZM103 209H106V208H104L103 206H102V210ZM111 209V210H110ZM113 209H115L114 211H113ZM175 209H178V211L176 210H173ZM188 209V210H187ZM198 209V210H197ZM200 209H202V211L200 210ZM205 209V210H204ZM216 209V211H215V213H214V210ZM219 211H218V210ZM229 209V210H228ZM242 209V210H241ZM248 209V210H247ZM251 209H252V212H251ZM257 211H256V210ZM59 210V211H58ZM90 210H91V212H90ZM97 210V209H96ZM100 210V209H99ZM122 210V211H121ZM128 211V214H127V211ZM150 210V211H149ZM170 210H172L173 211V213L175 214L176 212V216H177V218H178V221L177 220H175V221H177V222H179V225H177L178 223L177 222H175V223H173L172 225L171 224H169L167 227L166 226H162V225H167V223H165V222H163L164 220H165V218L167 219V215L169 214V213H172V211H170ZM180 210H182L181 212V214H180V216H178L179 215V211ZM184 210V211H183ZM186 210V211H185ZM193 210H194V212H193ZM212 210V211H211ZM228 210V212H226V211ZM236 212H235V211ZM37 211V210H36ZM48 211V212H47ZM129 211L131 212L130 214H129ZM167 211V212H166ZM170 211V212H169ZM199 211H201V213H204L205 215H203V214H201ZM205 211V212H204ZM210 211V212H209ZM224 211V213H222ZM246 211V212H245ZM254 211V212H253ZM38 212H39V210H38ZM46 212V213H45ZM55 212V211H54ZM53 211L52 212H50L49 214H53L54 213ZM59 212L61 213V216L59 217L58 216V214H59ZM150 212V213H149ZM191 212H193V213H191ZM197 212V213H196ZM209 212V213H208ZM228 214H226V213ZM258 212V213H257ZM260 212V213H259ZM45 213V214H44ZM120 213V214H119ZM154 213V214H153ZM156 213V214H155ZM184 213V214H183ZM186 213H190L189 215L188 214H186ZM212 213V214H211ZM220 213V214H219ZM233 213H235L234 215H233ZM241 213V214H240ZM252 213V214H251ZM22 214H23V212H22ZM148 214V215H147ZM149 214H151V215H149ZM184 216H183V215ZM185 214H186V216L188 215V219L186 218V216H185ZM195 214H197V215H195ZM199 214H201L200 216H199ZM211 214V215H210ZM257 214H258V216H261V217H258L257 216ZM260 214V215H259ZM46 215H48V217L46 216ZM126 215H128V216H126ZM155 215V216H154ZM157 215V216H156ZM159 215V216H158ZM164 215H165V217H164ZM193 215H194V217H193ZM208 215V216H207ZM215 215H216V218H215ZM217 215H219V216H217ZM224 215V216H223ZM228 216V218L226 217V216ZM245 216V218H244V216ZM247 215V216H246ZM253 215V216H252ZM255 215V216H254ZM58 216V217H57ZM88 216H90V215H88ZM101 215H99L97 218H96V223H95V225H97L96 227H95V225L93 226V227H95L94 229H93V231H95V232H93V233H98L97 235H95L94 234V236L92 235V233L91 232H89L88 233V231H86V230H84V228H82V227H84L83 226V224H84V220H82L81 221V223L80 222H78L77 220H73V222L75 221V223H76V225H75V223L73 224V223H71L70 221H66L65 223L67 224L68 222L70 223V224H67L68 226L66 227H64V221L63 222H61V225H62V223H63V225L61 226V227H59L60 228V231H63V229H64V232L66 231V233L68 232H71V233H69V235H68V233L66 234V233H64V235H63V233L62 232H60V234H61V238H59V239H57V241H56V243H55V246H61L62 244H64V246H69V244H71L72 242L74 243L75 241H76V243H74V245H75V247L77 248L78 247V249H79V246H80V244L79 243H83L82 245H83V247H85V244H86V247H88L89 246V250H90V248H92V251L93 252H95V251H98V250H95V248H93L92 246L90 247V245H87V243H85L84 244V242H86L85 240H84V242H82L81 240H83V238L82 239H80L81 237H84V239H86V240H88L89 239V242H91V241H95L96 239L98 240L99 238L98 237H96V236H100V234H103L104 233V235L106 234V235H109V233H106V232H102V231H100L101 230V228H99L100 226L97 224L98 222L100 223V220H97V219H99V217H100ZM192 216V217H191ZM201 216H203V217H201ZM213 216V217H212ZM232 216V217H231ZM243 216V217H242ZM258 218H257V217ZM45 217V218H44ZM154 219H153V218ZM180 217V218H179ZM199 217H201V219L199 218ZM208 217V218H207ZM234 217V218H233ZM46 218H48V219H46ZM53 218V219H52ZM86 218V217H85ZM84 218V219H85ZM132 218H133V220H132ZM177 218H174V219H177ZM198 218L202 221V219H203V223L201 222V225H200V223H199V221L200 220H198ZM231 218V219H230ZM236 218V219H235ZM238 218V219H237ZM252 218V219H251ZM259 218H261L260 220H258ZM45 219V220H44ZM50 219H52V220H50ZM103 219H105L104 221H107L106 223L105 222H103ZM129 219V220H128ZM135 219V220H134ZM159 219V220H158ZM163 219V220H162ZM172 219V218H171ZM183 219H187L186 221L185 220H182ZM189 219H190V221H189ZM192 219V220H191ZM214 219V220H213ZM226 219H227V221H228V223H226ZM232 219H233V221H232ZM241 219H243L242 221H241ZM248 219V220H247ZM256 219V221H253V220H255ZM49 220V221H48ZM64 220V219H63ZM113 220H114V222H113ZM116 220V221H115ZM213 220V221H212ZM217 220H218V222H217ZM112 221V222H111ZM131 221V222H130ZM154 221V222H153ZM171 221H173V220H170V222ZM180 221H182L181 223H183V222H185V224H187V227H188V222L187 221H189V222H191V223H194V224H197L196 226H194V224H190L191 225V227H190V225H189V227L188 228H190V230L188 229V228H185V225L183 224V226L184 227H180V232H179V226H181L182 224H180ZM193 221V222H192ZM206 221V222H205ZM224 221V222H223ZM238 221V222H237ZM245 221V222H244ZM77 222H78V224H79V226H80V228H78V230L80 229H82V230H84L85 232H86V234L84 235V231H78L76 228H77ZM120 222V223H119ZM196 222V223H195ZM214 222V223H213ZM225 223V225L223 224V223ZM248 222V223H247ZM83 223V224H82ZM103 223H104V225L105 224H107V225H103ZM112 223V224H111ZM159 223V224H158ZM204 223H206L205 225H204ZM212 223H213V225H212ZM218 223V224H217ZM220 223V224H219ZM243 223H246V224H244L243 225ZM65 224V225H66ZM200 226H202V227H200ZM242 224V225H241ZM70 225V226H69ZM173 227V229H172V227ZM72 226V227H71ZM78 226V227H79ZM82 226V227H81ZM99 226V227H98ZM132 226V227H131ZM154 226V227H153ZM159 226V227H158ZM171 228H170V227ZM206 226V227H205ZM224 226V227H223ZM238 226V227H237ZM253 226V227H252ZM263 226V227H262ZM64 227V228H63ZM71 227V228H70ZM74 227V228H73ZM97 227H98V229H97ZM153 227V228H152ZM196 227V228H195ZM197 227H199L198 228V230H197ZM209 227V228H208ZM250 227V228H249ZM259 227H261V228H259ZM62 228V229H61ZM104 228L102 229V230H104ZM166 230V232H165V230ZM178 228V229H177ZM207 228V229H206ZM225 230H224V229ZM227 228V229H226ZM257 228H259V229H257ZM66 229V230H65ZM74 229V230H73ZM98 230L97 232H96V230ZM100 229V230H99ZM162 229V230H161ZM168 229V230H167ZM177 229V230H176ZM193 231H192V230ZM219 229H221V230H219ZM113 230V229H112ZM120 230V231H119ZM147 230L149 231V232H147ZM164 230V231H163ZM174 232H173V231ZM182 230V231H181ZM187 230H189V232H187ZM196 230H197V232H196ZM235 230V231H234ZM248 230V231H247ZM255 231V232H253V231ZM259 230V231H258ZM16 230H15V228L13 227V224L12 225H6V227H5V229L3 230V231H1V233H0V238H1V240H0V264H14V263H16V264H23V261L26 263V264H47L48 262V264H58V262H56V261H58V259L56 258V255H54V254H56L57 253V250H58V248L57 247H55L57 250L55 251L54 250V246L52 247V246H50V247H45V248H43L42 246H38V245H36L35 247L36 248H33V249H35L34 250V252L32 253H30L31 255H29V253H28V255L26 256V255H19V254H15V253H13L10 249H9V247L7 246V244H8V242L10 241V240H8V238L10 239L11 237H13L14 235L13 234H15V233H17V232H15ZM25 231V229H22V230H20L19 232H24ZM77 231V232H76ZM105 231H107V229L105 230ZM117 231H119V232H117ZM211 231V232H210ZM243 231V232H242ZM79 232V233H78ZM100 232V233H99ZM108 232V231H107ZM151 232V233H150ZM160 232H161V234H160ZM166 233V234H164V233ZM228 232V233H227ZM240 232V233H239ZM246 232V233H245ZM258 232V233H257ZM259 232H261V233H259ZM73 233V234H72ZM112 233V232H111ZM150 233V234H149ZM153 233V234H152ZM158 235H157V234ZM173 233V234H172ZM175 233V235H177ZM203 233L205 234V236H203ZM220 233V234H219ZM230 233H231V236H232V238H231V236H230ZM233 233V234H232ZM239 233V234H238ZM254 233V234H253ZM70 234L72 235V238H73V236L76 234L77 236L75 237L74 236V239L76 238V240H74V239H72L71 238V236H70ZM122 234V235H123ZM147 234V235H146ZM164 234V235H163ZM213 234V235H212ZM238 236H237V235ZM257 234V235H256ZM66 235V236H65ZM82 235V236H81ZM121 235V236H122ZM141 235V236H140ZM149 235V236H148ZM151 235V236H150ZM169 235V234H168ZM195 234H194V236L193 237H195L196 236ZM219 235V236H218ZM222 235V236H221ZM224 235H226L227 236V240H230V241H228L229 242V244H228V242L227 241H225V242H223L224 240H225V237L226 236H224ZM229 235V236H228ZM233 235H235V236H233ZM242 235V236H241ZM246 235V236H245ZM253 235V236H252ZM262 235V236H261ZM63 236V237H62ZM65 236V237H64ZM85 236L86 237H89V238H85ZM91 236H93V238H90ZM214 238H213V237ZM218 236V237H217ZM220 236H221V238L223 237V239L221 240V238H220ZM237 236V238L236 239H234L235 237ZM101 237V236H100ZM107 237H109V236H107ZM139 237V238H138ZM149 237H150V239H149ZM160 237V238H159ZM168 237H170V236H168ZM217 237V238H216ZM242 237H244V238H242ZM249 239H248V238ZM252 237V238H251ZM258 237V238H257ZM262 237V238H261ZM67 238V239H66ZM69 238H70V240H69ZM79 238V239H78ZM94 238H96V239H94ZM154 238V239H153ZM196 238V237H195ZM208 239V240H206V239ZM230 238V239H229ZM245 238H247V239H245ZM62 239V240H61ZM78 239V240H77ZM163 239V240H162ZM167 239H169V238H167ZM167 239H165V240H167ZM206 240V241H204V240ZM217 240L218 239V241L216 242L215 240ZM241 241H240V240ZM244 241H243V240ZM261 239V240H260ZM59 240V241H58ZM66 241V243H62V242H65ZM67 240H69V241H67ZM73 240V241H72ZM91 240V241H90ZM138 240L140 241V242H138ZM198 240V239H197ZM197 240L195 239V241L197 242ZM198 240V241H199ZM211 240H212V242L213 241H215L217 244H215V242H211ZM239 240V241H238ZM245 240H247V242L245 241ZM251 240V241H250ZM257 242H256V241ZM8 241V242H7ZM94 241L93 242H91V243H94ZM151 241V242H150ZM169 241V240H168ZM209 241H210V243H212L213 245L215 244L216 245V247L217 246H219V244L221 245V243H222V245H224V246H222V247H220L219 246V248H222L223 249V247H224V249L222 250V249H220L219 250V248L217 247V249H216V251L217 252H214L213 253V251L215 250V246H212V244L211 245H209L208 246V244H209ZM220 241V242H219ZM233 241H235V242H233ZM249 241V242H248ZM255 243H258V244H255ZM261 241V242H260ZM79 242V243H78ZM96 242V241H95ZM108 241L106 240L105 241V243H103V240L100 242V244L103 246L104 244V246H106V245H108L111 241L109 240V243H107ZM143 242V243H142ZM149 242V243H148ZM160 242V243H159ZM219 242V243H218ZM232 244H231V243ZM238 242V243H237ZM239 242H241L240 244H239ZM54 243H53V245H54ZM60 243H61V245H60ZM67 243H69V244H67ZM103 243V244H102ZM107 243V244H106ZM139 243V244H138ZM146 243H148V244H146ZM166 243V242H165ZM199 242H197V244H198ZM228 245H226V244ZM236 243V244H235ZM242 243H244L243 245H242ZM249 243V244H248ZM251 243L253 244V245H251ZM79 244V245H78ZM196 244V243H195ZM200 244V243H199ZM207 244V245H206ZM231 244V246H229ZM246 244V245H245ZM73 245V244H72ZM162 245H164V244H162ZM161 245V246H162ZM240 245V246H239ZM71 246V245H70ZM103 246V247H104ZM153 246V245H152ZM227 246V247H226ZM236 246V247H237ZM244 246V247H243ZM250 246V247H249ZM85 247V248H86ZM213 247H214V249H213ZM51 248V249H50ZM74 248V247H73ZM144 248V247H143ZM145 248H147V247H145ZM228 248H231V249H228ZM233 248V249H232ZM241 248H242V250H241ZM245 248V249H244ZM94 249V250H93ZM226 249H228V250H226ZM52 250H54V252L52 251ZM79 250H81V249H79ZM83 250V249H82ZM147 249H145V251H146ZM148 251V250H147ZM180 252H181V249L179 250ZM220 251L223 253H220ZM225 251H227V252H225ZM229 251V252H228ZM246 251V252H245ZM81 252V251H80ZM79 252V255L78 256H81L82 258H84L85 259V256H86V254H85V256L83 257L82 255H81V253ZM88 252V250L85 252V253H87ZM90 252V254L91 255H93V253H91V251H89ZM88 252V253H89ZM180 252H177V253H180ZM261 252V253H260ZM95 253H97L98 255H100V256H97V254H96V256H92V258H96V257H98L99 259H101V261L102 262H105L106 264H107V262L108 263H112V262H114V263H118V262H116L117 261V259L116 258H113V260H115V261H113L112 260V258H110L109 257V259H108V256L106 257L103 253H101L100 251H98V252H95ZM94 253V254H95ZM103 254L102 256H101V254ZM216 253H219V254H217L216 255ZM239 253V254H238ZM244 253H245V255H244ZM259 253V254H258ZM90 254H88V255H90ZM215 254V255H214ZM261 254V255H260ZM34 255V256H33ZM173 256L175 255V254H172ZM170 253H168V254H166L165 256H164V254L163 255H161L160 257L161 258H158V261H162V262H158V263H164V264H169V262L171 263V264H176V259H174V257L172 256ZM177 255V254H176ZM175 255V256H176ZM257 255V256H256ZM75 256H76V253H75ZM75 256H74V258H75ZM103 256H105L104 258H103V260H105L106 259V261H103L102 260V257ZM179 256V255H178ZM207 256H208V258H207ZM226 256V255H225ZM234 256H237V257H234ZM241 256V257H240ZM258 256H260V258L258 257ZM262 256H263V258H262ZM26 257H27V259H26ZM42 257V258H41ZM80 257V258H81ZM91 257V256H90ZM101 257V258H100ZM177 257V256H176ZM175 257V258H176ZM191 257V258H192ZM215 257H217V258H215ZM240 257V258H239ZM243 257H245L244 259H243ZM29 258V259H28ZM39 258H41L40 260L42 261V263H41V261H37ZM53 258H55V259H53ZM89 258V257H88ZM87 258V259H88ZM165 258H166V260H165ZM169 258V259H168ZM171 258V259H170ZM235 258V259H234ZM257 258V259H256ZM46 259V260H45ZM84 259H82V262H85V260ZM111 259V260H110ZM118 259H120V258H118ZM123 259V258H122ZM160 259V260H159ZM216 259H218V260H216ZM259 259H260V262H259ZM56 260V261H55ZM124 260V259H123ZM123 260H121V261H123ZM175 262H174V261ZM216 260V261H215ZM239 262H238V261ZM244 260H246V262H244ZM250 260V261H249ZM253 262H252V261ZM47 261V262H46ZM89 261V260H88ZM87 261V262H88ZM111 261V262H110ZM119 261V263L120 264H124V262H121L120 260H118ZM165 261V262H164ZM191 261V262H192ZM235 261V262H234ZM37 262V263H36ZM45 262V263H44ZM248 262V263H247ZM208 263V264H209ZM80 264V263H79ZM113 264V263H112Z\"/></svg>",
    "mask_w": 264,
    "mask_h": 264
},
{
    "label": "bare ground",
    "instance_id": "bare-ground-1",
    "mask_svg": "<svg viewBox=\"0 0 264 264\" xmlns=\"http://www.w3.org/2000/svg\"><path fill=\"white\" fill-rule=\"evenodd\" d=\"M190 1V0H189ZM189 1H188V3H189ZM206 1V0H205ZM209 1V0H208ZM211 1V0H210ZM209 1V2H210ZM220 1V0H219ZM221 1H223V0H221ZM230 3L229 4H231V5H229L230 7H233L235 10L236 9H238V11L236 12V13H233V11L231 10V12H230V14H228V13H226V14H228L227 15V17L226 18H229L228 16L229 15H231L233 18H230L231 20H233V24H232V21L230 20V23L227 21V22H223L224 24H226V25H230V24H232L234 27H236V28H234L233 26L229 29V31L230 30H232V28H234L235 30H233L234 31V33H233V31H232V33H231V31H230V33H227L226 32V30L225 31H223V29L221 30V28L223 27V24H221L222 22L221 21H224L225 19L223 18V17H225V16H219L220 17V19H222L221 21H219L218 23H220L221 25H222V27L221 28H219L221 25L220 24H218L217 23V26L215 27L214 25H216V23H213L214 21V17L213 18H211V16L209 17L208 16V11L210 12V10H211V8L210 7H214V6H216V5H214V4H212V5H210V3L208 2V7L205 5V2H204V0H191V2H190V6H188V5H186V4H183V3H187L186 2V0H140V4L139 5H136L135 7L133 6V8H132V4H131V8L130 9H125L124 7H121V9H122V11H121V9H119L120 10V12H116V13H118V14H116L115 13V15H113L114 14V12L111 14L112 16V18L114 19V21H116V22H119V24L121 25V26H126V28H128L127 29V31H129L130 30V28H131V26L133 27V24H134V26H136L135 24H139V23H130L129 24V21L131 20V18H134V17H136V18H134L135 20H139V19H137V17H140L141 19H144L143 21L144 22H146L145 24H147L146 26H154V27H163L164 29H165V31H166V33H165V31H164V33L166 34V35H168V34H170L171 33V35H175V33H173L172 34V31H177L179 28H178V26H175L174 25V15H173V11H174V13L176 12V15H177V9H179L180 7H181V5H186L185 7H181L180 8V11H178V19L176 18V22H177V20H179V22L182 20V22L183 21H186V23H189V22H191V24H196V23H194L195 21V18L197 17V16H200L199 14H201L202 16H203V14H205V13H207V14H205V16H208V18H211V19H213V20H210V22L211 21H213L212 22V24L211 23H208L207 21H205V19L203 20L204 22H202L201 21V23H202V27L198 24V25H196V26H200V29H197L196 30V27L195 26H193V27H195V31L193 30V31H191L192 29H191V24L189 23V24H187V26L188 27H190V29H188V30H190L189 31V33H188V30L187 29H185V30H187L186 31V33H188V36H186V35H184L183 37H185V39H182L183 37L181 36V35H178V36H180V38H181V40L180 41H182L183 40V42L182 43H184L183 45L181 44V45H178V40H177V38H179L178 36H177V34H176V36L177 37H175V36H172L173 37V40H172V38H170L169 36L170 35H168V37H167V40H166V38H165V40H164V34H162L163 33V30H161L162 31V33H161V35L159 34V31H158V38H157V40L156 41H154L153 39H156L155 37L152 39L153 41H152V44L151 45H147V47L148 46H151L150 48H148V50H147V48H145L146 49V51L144 50L143 52L144 53H140V51L138 52L135 48V54H134V49L132 50L131 49V51L133 52V54H131L130 53V51L128 52V56L126 55V52L127 51H125V50H123L122 52H124L125 51V54L124 53H121V51H118V52H120V54H118V57H119V55L121 56L122 54H124V56L122 55V57L124 58H118V60H116L117 62H119V64L117 63V62H115V63H117L119 66H121L122 65V69H124V72H120V74L118 75L116 72V75L115 76H113V77H116L115 78V80L113 81L112 80V78H111V82L112 83H110V84H106L105 83V81L104 80H106V79H104V80H102L101 79V77H103V75L105 74V72L104 73H102L101 75H100V80L101 81H104V82H100L99 83V78H98V82L97 83H99L98 85H93V86H96V87H94V88H96V93L94 92V96L93 97H97V96H99L100 97V95L102 96V93H105V94H103V95H108L109 94V90H111V92H110V96H113V94H114V91L116 92V94H118V95H123V94H121L122 92H125V90H129V88L128 87H131L130 85H129V83L126 81L127 80V77L128 76H126V75H128V73H130L131 72V70H134V69H132V68H135L134 66H136V65H134L135 63H137V61L135 60V59H137L138 58V61L140 60V58H142V59H145V57L146 56H149L150 58L151 57H155V58H158L157 56L159 55L162 59H163V61H164V59H165V61L167 60H170L169 62H171V60L173 59V56H171V54H173L172 52H174V53H179V56H180V54H184L183 55V57L185 58H187V57H191V55H189V56H187L188 54L187 53H189L190 52V54H192V52L193 53H195V54H193V58L194 57H196L197 56V59H202L204 56V54L206 55V57H204L203 59L205 60L206 58H211L210 56H215V58H211L214 62H215V60L214 59H218L220 56H222L223 58H221L220 57V61L219 62H217L218 60H216V64H218V63H220L221 62V60L222 61H224L225 59H224V55H223V53H224V51H222L221 50V45H229V48L230 49H228L230 52H232V49H236V51H233V54L236 52V57H237V55H238V53L240 54L241 52L240 51H238V53H237V50H238V48L240 49L241 48V46H243L240 42V44H241V46L239 47V43L237 44V41H238V37H240L239 39H242L241 37H243V38H245V39H242V40H244V41H246L247 40V42L248 41H250V38L251 37H253L254 39H255V37L253 36V35H249V40H248V38H246V34L248 35V34H254L255 33V36L257 35V39H258V37H260V39H262L263 40V36H264V0H228ZM21 2V1H20ZM25 2H27V1H24V3H22V5H19L18 4V7L17 8H19L20 6H23V8L22 9H25L26 7H28V5L24 8V6L26 5V3ZM31 2V1H30ZM34 2H35V0H34ZM213 2H215V1H213ZM212 2V3H213ZM226 4H227V1L225 0L224 1ZM7 3V2H6ZM16 3H18V2H16ZM28 3H29V1H28ZM27 3V4H28ZM33 3V2H32ZM32 3H29V4H32ZM57 3V2H56ZM206 3H207V1H206ZM218 3V2H217ZM221 3V2H220ZM3 4V3H2ZM34 5H35V3H33ZM70 4V3H69ZM122 4V3H121ZM120 4V5H121ZM128 4V3H127ZM192 4H194L193 6L195 7H192L191 5ZM14 5V4H13ZM16 5V4H15ZM38 5V4H37ZM53 5V4H52ZM67 5V4H66ZM123 5H124V3H123ZM126 5V4H125ZM210 5V6H209ZM214 5V6H213ZM218 5V4H217ZM220 5V4H219ZM225 5V4H224ZM40 6V5H39ZM57 6V5H56ZM76 5H73V8L75 7ZM122 6V5H121ZM176 6H178V8H175ZM220 6H222V5H220ZM219 6V7H220ZM228 6V4L226 5V7H229ZM43 7V6H42ZM59 7V6H58ZM174 7V8H173ZM189 7V10L187 9ZM191 7V8H190ZM217 7V6H216ZM223 7V6H222ZM13 8V7H12ZM21 8V7H20ZM19 8V9H20ZM67 8H69V7H67ZM70 8H71V6H70ZM79 8V7H78ZM105 8V7H104ZM194 8V9H193ZM224 8V7H223ZM6 9V8H5ZM16 9V8H15ZM40 9V8H39ZM61 9H63L62 7H61ZM72 9V8H71ZM80 9V8H79ZM79 9H77V10H79ZM191 9V10H190ZM2 10V9H1ZM4 10V9H3ZM14 10V9H13ZM76 10V11H77ZM119 10H117V11H119ZM6 11V10H5ZM17 11H18V9H17ZM23 11V10H22ZM72 11V10H71ZM70 11V12H71ZM103 11V10H102ZM171 11V12H170ZM182 11V12H181ZM221 11V10H220ZM227 11V10H226ZM1 12V11H0ZM14 12V11H13ZM25 12V11H24ZM23 12V13H24ZM65 12V11H64ZM68 12V11H67ZM67 12H65V13H67ZM70 12H69V14H70ZM73 12H75L74 11V9H73ZM82 13V11H80L79 10V12L77 13L76 12V14H79V13ZM109 12V11H108ZM218 12V11H217ZM16 13V12H15ZM15 13H13V15L15 14ZM34 13V12H33ZM56 13V12H55ZM72 13V12H71ZM106 13V12H105ZM105 13H103L104 14V16H105ZM211 13V12H210ZM212 13H213V15H214V13H216V11L215 12H213L212 11ZM222 13V12H221ZM224 13V12H223ZM1 14V13H0ZM7 14H9V13H7ZM21 14V13H20ZM36 14V13H35ZM63 14V13H62ZM68 14V13H67ZM68 14V15H69ZM73 14V13H72ZM100 14V13H99ZM217 15H220V13L218 14V13H216ZM215 14V15H216ZM4 15V14H3ZM18 15V14H17ZM52 15V17H53V14H51ZM96 15V14H95ZM101 15V14H100ZM100 15H97V16H100ZM107 15V14H106ZM175 15V16H176ZM210 15H212V14H210ZM216 15V16H217ZM222 15V14H221ZM1 16V15H0ZM6 16V15H5ZM12 16V15H11ZM25 16V15H24ZM49 16V15H48ZM55 16H57V15H55ZM66 16V15H65ZM71 16V15H70ZM78 16V15H77ZM83 16V15H82ZM170 16H171V19L173 18V20H171L170 19ZM202 16H201V20H202ZM14 17V16H13ZM60 17V16H59ZM62 17H64V16H62ZM68 17V16H67ZM79 18H82L81 17V14H79V16H78ZM108 17H109V15H108ZM108 17H107V21H108ZM111 17H110V19H111ZM218 17V16H217ZM35 18V17H34ZM71 18V17H70ZM69 18V20H71ZM73 18V17H72ZM75 18V17H74ZM85 18V17H84ZM88 18V17H87ZM96 18V17H95ZM199 18V17H198ZM206 18V17H205ZM3 19V18H2ZM13 19V18H12ZM12 19H10V20H12ZM39 19V18H38ZM58 19V16H57V18H56V20ZM61 19V18H60ZM59 19V20H60ZM66 19V18H65ZM96 19H98V18H96ZM94 20V21H92L91 22V24L89 23V25L87 24L85 27H79V29L77 30L76 29V32L75 33H73V37H72V40L71 41H69V43L71 42V43H73V42H75V43H79V42H76V41H78V40H80V39H78V37L81 35V34H83V33H87V34H89V33H91V31H92V29L93 30H96V29H94V28H97V27H100V29L99 28H97V29H99V31L101 30V28L103 29H107L108 27H109V29H110V23L113 21V19H111V20H109V25H107L108 23H106V17L105 18H103L102 16L98 19V20ZM140 19V22H142V20ZM181 19V20H180ZM185 19V20H184ZM215 19H216V17H215ZM217 19H219V18H217ZM219 19V20H220ZM1 20V19H0ZM4 20H7V19H4ZM9 20V21H10ZM28 20V19H27ZM35 20V19H34ZM52 20H55V18L54 19H52L51 18V22H52ZM67 20V19H66ZM65 20V21H66ZM68 20V21H69ZM77 20V19H76ZM86 20V19H85ZM133 20V19H132ZM134 20V21H135ZM198 20H200V19H198ZM206 20H208V19H206ZM13 21V20H12ZM41 21V20H40ZM39 21V22H40ZM50 21V20H49ZM78 21V20H77ZM209 21V20H208ZM29 22H30V20H29ZM79 22V21H78ZM90 22V21H89ZM175 22V23H176ZM197 23L199 22V21H196ZM207 22V23H206ZM215 22H217V21H215ZM4 23V22H3ZM2 22H1V24H3ZM35 23V22H34ZM86 23V22H85ZM87 23H88V21H87ZM113 23V22H112ZM111 23V24H112ZM115 23V22H114ZM143 23V22H142ZM186 23H184V24H186ZM200 23V22H199ZM200 23V24H201ZM229 23V24H228ZM235 23V24H234ZM0 24V25H1ZM43 24V23H42ZM46 24V23H45ZM48 24V23H47ZM144 24V23H143ZM177 24V23H176ZM180 23H178V25H179ZM214 24V25H213ZM31 25H32V23H31ZM34 25V24H33ZM44 25V24H43ZM71 25V24H70ZM83 25V24H82ZM171 25H173V27L171 26ZM219 25V26H218ZM5 25H3L2 27H4ZM25 26H26V24H25ZM27 26H28V24H27ZM30 26V25H29ZM73 26V25H72ZM77 26H78V24H77ZM77 26H75V27H77ZM231 26V25H230ZM230 26H228V28L230 27ZM6 27V26H5ZM8 27V26H7ZM24 27V26H23ZM43 27V26H42ZM114 27V26H113ZM112 27V29H111V31L114 29ZM137 27V26H136ZM140 27H143V25L141 26L140 25ZM140 27H138V29L140 28ZM153 27V28H154ZM178 29H177V28ZM185 27V26H184ZM183 27V28H184ZM218 27V28H217ZM224 27H226V26H224ZM32 28H34V27H32ZM37 28V27H36ZM35 28V29H36ZM40 28H41V26H40ZM39 27L37 28V29H40ZM119 28V27H118ZM126 28H124L123 29V27H122V29H123V31H126L125 29ZM134 28V27H133ZM132 28V29H133ZM144 28V27H143ZM146 29L145 30H147L148 28L147 27H145ZM174 28H176L175 30H174ZM199 28V27H198ZM227 28V27H226ZM228 28H227V30H228ZM4 29V28H3ZM8 29V28H7ZM25 29V28H24ZM35 29H34V31H33V33H36V31H37V29H36V31H35ZM103 29V30H104ZM108 29V30H109ZM134 29H136V28H134ZM225 29V28H224ZM6 30V29H5ZM115 30V29H114ZM137 30V29H136ZM141 30V29H140ZM145 30H144V33H145ZM149 30V29H148ZM181 30H183V31H185L184 29H181L180 28V30H178V33H179V31H180V33H181ZM4 31V30H3ZM10 31V30H9ZM24 31V30H23ZM98 31V30H97ZM110 31V30H109ZM117 31V30H116ZM116 31H115V33H116ZM131 31V30H130ZM138 31V30H137ZM137 31H135V33H137ZM141 31H143V30H141ZM150 31H152V30H150ZM153 31H155V30H153ZM183 31H182V33H183ZM239 31V32H238ZM244 31H246L245 33H244ZM93 32L94 31H92V33L91 34H89V35H92L93 34ZM242 32V33H241ZM70 33H71V30H70ZM101 33H104V31H101ZM114 33V34H115ZM120 33H122V31H120ZM133 33H134V30H133ZM133 33H132V35H133ZM134 33V34H135ZM179 33V34H180ZM241 33V34H240ZM258 33H262L260 36H258ZM26 34V33H25ZM95 34V33H94ZM98 34H100V33H98ZM97 33H96V35H98ZM106 34V33H105ZM117 34V33H116ZM122 34H124V33H122ZM127 33L125 32V35H126ZM154 34H156L157 35V33H154ZM27 35V34H26ZM36 34H34V36H35ZM89 35H87V37H90ZM95 35V36H96ZM101 35V34H100ZM108 35H109V33H108ZM136 35V34H135ZM165 35V36H166ZM241 35H243V36H241ZM13 36V35H12ZM32 36V35H31ZM33 36V37H34ZM94 36V35H93ZM103 36H106L107 37V35H103ZM129 36V35H128ZM153 36V35H152ZM162 36V37H161ZM30 37V36H29ZM70 37V36H69ZM68 37V38H69ZM99 37H101V36H98V39H100ZM106 37L104 38V40L106 39ZM119 37V36H118ZM150 37V36H149ZM176 38V40H177V42H176V40H175V38ZM248 37V36H247ZM36 38V37H35ZM34 38V39H35ZM67 38V39H68ZM80 38H83V36H81ZM91 38V37H90ZM96 38H97V36H96ZM101 38H103V37H101ZM152 38V37H151ZM163 38V39H162ZM179 38V39H180ZM252 38V39H253ZM78 39V40H77ZM88 39V38H87ZM93 39V38H92ZM97 39V40H98ZM110 39V38H109ZM172 41H171V40ZM237 39V40H236ZM57 40V39H56ZM66 40V39H65ZM69 40H70V38H69ZM90 40V39H89ZM95 41H96V39H94ZM102 40V39H101ZM115 40V39H114ZM133 40H135V39H133ZM145 40V39H144ZM256 40V39H255ZM64 41V40H63ZM239 41H241V40H239ZM252 41H254V40H252ZM259 41V40H258ZM66 42V41H65ZM83 42V41H82ZM84 42H85V40H84ZM106 42V41H105ZM148 42H150V40H148ZM177 43V46H176V44L175 43ZM236 42V44L238 45L237 47H236V45H234V43ZM263 42V41H262ZM0 43H1V41H0ZM3 43V42H2ZM5 43V42H4ZM64 43V42H63ZM67 44H68V41L66 42ZM90 43H92V40H91V42ZM98 43V42H97ZM101 44H102V46L104 45V43H103V40H102V42H100ZM108 42H106V44H107ZM154 43V44H153ZM180 43V42H179ZM8 44V43H7ZM6 44V45H7ZM65 44V43H64ZM105 44V45H106ZM245 44V43H244ZM248 44V43H247ZM250 44V43H249ZM259 43H257V45H258ZM264 44V42L263 43H261V45H263ZM1 45V44H0ZM5 45V44H4ZM5 45V46H6ZM62 45V44H61ZM66 45V44H65ZM81 45V44H80ZM83 45V44H82ZM90 45V44H89ZM94 45V44H93ZM92 45V46H93ZM99 46H100V44H98ZM98 45H96L97 46V49H98ZM153 45V46H152ZM225 46L226 48H228V46ZM230 45H231V47L232 46H235V48H231L230 47ZM254 45V44H253ZM260 45V46H261ZM64 46V45H63ZM71 46V45H70ZM70 46H68L69 47V49H70ZM74 46V45H73ZM72 46V47H73ZM78 46V45H77ZM91 46V45H90ZM246 46V44L244 45V47ZM250 46V45H249ZM255 46V45H254ZM259 46V45H258ZM259 46V47H260ZM264 46V45H263ZM89 47V46H88ZM101 47V46H100ZM243 47V48H244ZM251 47H252V45H251ZM250 47V48H251ZM4 48V47H3ZM66 48H67V46H66ZM79 48V47H78ZM90 48V47H89ZM110 48H111V46H110ZM257 48V47H256ZM263 48V47H262ZM72 49H74V48H72ZM84 49H86V48H84ZM93 49V48H92ZM96 49V48H95ZM248 49H249V47H248ZM254 49H255V47H254ZM264 49V48H263ZM8 50V49H7ZM12 50V49H11ZM14 50V49H13ZM67 50V49H66ZM88 50V49H87ZM91 49H89V51H90ZM107 50V49H106ZM117 50V49H116ZM177 50V52H175ZM225 50V49H224ZM225 51V53H227V52H229V51ZM260 50V49H259ZM0 51H2V50H0ZM5 51H6V48H5ZM4 51V52H5ZM81 51V50H80ZM95 51V50H94ZM93 51V52H94ZM98 50H96V52H97ZM115 51V50H114ZM222 53H221V52ZM246 51V50H245ZM258 51V50H257ZM10 52V51H9ZM20 52V51H19ZM19 52H18V54H19ZM74 51H72V53H73ZM78 52V51H77ZM83 52H84V50H83ZM91 52V54H92V50L90 51ZM107 52H109V54H111L112 52H113V49H112V52H111V50L109 49V51H107ZM117 51H116V53H118ZM230 52H229V54H230ZM248 52V51H247ZM264 52V51H263ZM7 53V52H6ZM55 53V52H54ZM58 53V52H57ZM64 53H65V51H64ZM68 53V52H67ZM71 53V52H70ZM105 53H106V51H105ZM115 53V54H116ZM129 53L131 54L130 56H129ZM222 54V55H220L219 56V54ZM1 54H3V51H2V53ZM11 54V53H10ZM15 54V53H14ZM108 54V53H107ZM137 54H139V55H137ZM185 54H187V55H185ZM203 54V55H202ZM232 54V55H233ZM255 54V53H254ZM254 54H252V55H254ZM259 54V53H258ZM105 55V54H104ZM112 55H113V57L115 56L114 55V52H113V54H111V55H109V57L111 56L112 57ZM117 55V54H116ZM198 55H201V57L199 56V58H198ZM243 55V54H242ZM251 55V54H250ZM262 55H263V53H262ZM9 56V55H8ZM7 56V57H8ZM16 56V55H15ZM71 56V55H70ZM96 56V55H95ZM127 56V57H126ZM203 56V57H202ZM216 56H218V58L216 57ZM227 56V55H226ZM230 56V55H229ZM248 56L249 55H246L245 56V58H248ZM255 56V55H254ZM257 56V55H256ZM259 56V55H258ZM260 56H261V54H260ZM63 57H64V55H63ZM90 57V56H89ZM98 57V56H97ZM113 57H112V59H113ZM116 57V56H115ZM114 57V58H115ZM228 57V56H227ZM231 57H234V59H235V56L233 55V56H230V58ZM241 57V56H240ZM239 57V58H240ZM264 57V56H263ZM262 57V58H263ZM12 58V57H11ZM15 58H17V57H15ZM14 58V59H15ZM66 58V57H65ZM68 58V57H67ZM145 59V61L147 62L148 60L150 61V60H152V59ZM155 58H153V59H155ZM182 57L180 56V59H181ZM193 58H191V59H193ZM238 58V57H237ZM251 58V57H250ZM256 58H258V57H256ZM261 57H259V59H260ZM64 59V58H63ZM116 59V58H115ZM120 59V60H119ZM141 59V60H142ZM160 59V58H159ZM179 58H178V60H180ZM196 58L194 59L195 61H198ZM233 58H232V60H234ZM241 59V58H240ZM259 59L256 61V59L254 60L255 62H257L258 63V61H259ZM264 59V58H263ZM263 59L261 60L260 59V61H263ZM12 60V59H11ZM96 60V59H95ZM99 60V59H98ZM177 60V63L179 62ZM188 60H189V58H188ZM210 60V59H209ZM208 59H207V61H209ZM212 60H210L211 62H212V64H215ZM231 60V61H232ZM236 60V59H235ZM62 61V60H61ZM74 61V60H73ZM136 61V62H135ZM144 61V60H143ZM155 61H156V59H155ZM164 61V62H165ZM174 61V63H175V61L176 60H173ZM185 61V60H184ZM190 61V60H189ZM188 61V62H189ZM192 62H193V60H191ZM194 61V62H195ZM202 61V60H201ZM243 61V60H242ZM140 62H142V61H140ZM200 62V61H199ZM237 62V61H236ZM238 62H240V61H238ZM72 63V62H71ZM104 63V62H103ZM102 63V64H103ZM109 63H110V61H109ZM113 63V62H112ZM149 63V62H148ZM168 63V62H167ZM181 63H183V61L181 62ZM191 63V62H190ZM198 63V62H197ZM200 63H202V62H200ZM199 63V64H200ZM203 63H204V61H203ZM205 63H207V62H205ZM204 63V65H206ZM209 63V62H208ZM207 63V64H208ZM221 63H223V62H221ZM232 63H234V62H232ZM252 64H253V62H251ZM257 63H255L256 65H257ZM261 63V62H260ZM7 64V63H6ZM59 64V63H58ZM61 64V63H60ZM64 64V63H63ZM121 64V65H120ZM140 64V63H139ZM152 64V63H151ZM169 64H172V63H169ZM186 64H188L187 62H186ZM210 64L211 63H209V66H210ZM216 64L213 66V67H215L216 66ZM225 64V63H224ZM263 64H264V62H263ZM79 65V64H78ZM104 65V64H103ZM117 65V66H118ZM134 65V66H133ZM145 65V64H144ZM173 65V64H172ZM179 66H180V64H178ZM184 65H185V63H184ZM184 65L182 66V67H184ZM189 65V64H188ZM188 65H186V66H188ZM198 65V64H197ZM260 65V64H259ZM258 65V66H259ZM56 66V65H55ZM58 66V65H57ZM57 66H56V68H57ZM70 66V65H69ZM112 66V65H111ZM149 66V65H148ZM152 66V65H151ZM157 66V65H156ZM192 66V65H191ZM195 65H193V67H194ZM202 66V65H201ZM209 66H207V67H209ZM218 66H221V65H219L218 64ZM238 66V65H237ZM261 66V65H260ZM7 67H9V66H7ZM43 67V66H42ZM58 67H60V66H58ZM67 67V66H66ZM104 67V66H103ZM145 67V66H144ZM147 67V66H146ZM162 67V66H161ZM165 67V66H164ZM167 67V66H166ZM212 67V66H211ZM211 67H209L210 68V72H212L211 71V69L213 68H211ZM217 67V66H216ZM246 67V66H245ZM49 68H51L50 66H49ZM109 68H112V67H109ZM113 68H117V67H115V66H113ZM137 68V67H136ZM154 68V67H153ZM171 68H174V67H171ZM180 68H181V66H180ZM180 68H178V69H180ZM192 68V67H191ZM195 68V67H194ZM197 68H199V67H197ZM197 68H195V69H197ZM222 68V67H221ZM220 68V69H221ZM238 67H236V69H237ZM243 68V67H242ZM241 68V69H242ZM256 66H255V70H256ZM261 68H262V66H261ZM260 68V69H261ZM70 69V68H69ZM68 69V70H69ZM120 69V68H119ZM175 71L177 70V67L175 66ZM195 69H191V70H195ZM201 69V68H200ZM203 69H205L204 67H203ZM208 69V68H207ZM207 69H205V70H207ZM215 69V68H214ZM223 69V68H222ZM240 69V67H239V69H237L236 71H238V73L239 72H241L242 70ZM2 70H3V68H2ZM4 70H5V68H4ZM107 70V69H106ZM112 70V69H111ZM110 70V71H111ZM116 71L118 70V68L117 69H115ZM147 70V69H146ZM156 70V69H155ZM159 70V69H158ZM162 70V69H161ZM171 70V69H170ZM169 70V71H170ZM184 70H186V69H184ZM197 70H199V69H197ZM202 70V69H201ZM200 70V71H201ZM216 70V69H215ZM219 70V69H218ZM225 70V69H224ZM223 70V71H224ZM253 70H254V68H253ZM264 70V69H263ZM6 71V70H5ZM4 71V72H5ZM9 71V70H8ZM52 71V70H51ZM108 71V70H107ZM106 71V72H107ZM109 71V72H110ZM114 71V70H113ZM121 71V70H120ZM123 71V70H122ZM137 71H138V69H137ZM143 71H145L144 70V68H143ZM173 71V70H172ZM186 71H188V68H187V70ZM185 71V73H188V72H186ZM190 71V70H189ZM196 71V70H195ZM208 71H209V69H208ZM205 72L204 74H206V73H209V72ZM223 71H222V73H223ZM235 71V70H234ZM249 71V70H248ZM247 71V72H248ZM1 72V71H0ZM10 72V71H9ZM52 72H54V71H52ZM60 72V71H59ZM68 72V71H67ZM67 72H65L64 74H66L67 75ZM72 72V71H71ZM70 72V73H71ZM80 72V71H79ZM141 72V71H140ZM146 72V71H145ZM174 72V71H173ZM181 72H182V70H181ZM203 72V71H202ZM213 72H215V71H213ZM217 72V71H216ZM215 72V73H216ZM254 72V71H253ZM260 72V71H259ZM55 73V72H54ZM57 73V72H56ZM61 73V72H60ZM118 73H119V71H118ZM144 73V72H143ZM168 73H170V72H168ZM178 73V72H177ZM184 73V72H183ZM236 75L238 74L237 72H234ZM243 73V72H242ZM242 73L240 74V75H242ZM251 73V72H250ZM258 73V72H257ZM262 74H263V72H261ZM3 74V73H2ZM6 74H7V72H6ZM35 74V73H34ZM48 74V73H47ZM68 74H69V72H68ZM110 74H111V72H110ZM132 74V73H131ZM141 74H142V72H141ZM164 74V73H163ZM181 74V73H180ZM203 74V73H202ZM214 74V73H213ZM244 74H245V72H244ZM260 74V73H259ZM36 75V78L34 77V75H33V77L35 78V79H37V77L39 78V80H41V76H42V79H43V77L44 76H46V75H42V73L40 72V74L38 73V76H37V74H35ZM51 75H53V73L51 74ZM72 75H73V73H72ZM71 75V76H72ZM106 75V74H105ZM104 75V76H105ZM144 75V74H143ZM147 75H148V73H147ZM169 75V74H168ZM168 75H166V76H168ZM177 76H179L178 74H176ZM175 75V76H176ZM183 75V74H182ZM185 75V74H184ZM183 75V76H184ZM188 75V74H187ZM186 75V76H187ZM208 74H206V78L208 77L207 76ZM239 75V74H238ZM239 75V76H240ZM252 75V74H251ZM264 75V74H263ZM262 75V76H263ZM61 76H62V74H61ZM69 76V75H68ZM68 76H66V78L68 77ZM82 76V73H81V75H79V74H75V76L73 77V78H70L71 80H72V82H71V84L70 85H68V87H66V79L64 80L63 79V77H65V76H63L62 77V79H60V81H59V79H58V83H57V81H54V82H56L55 84L53 83V87H54V89L57 91V94L55 95L54 94V98H55V96H57V101L55 100V102L53 101V103L55 104L54 105V107H52V110H51V105H53L52 104V102H51V105L49 106H47V107H45L46 105H44V107H41L42 109V112L43 111H45L47 108V112H48V116H47V118H49V119H51V117H52V115L54 116V112H55V114H56V112H57V114H58V112L60 113H64V112H62L63 111V109H64V111L67 109V106L66 105H69V107H70V99H69V104H67V103H65L66 101H63L62 100V98H64V99H66L65 97H67V96H65L64 97V94H70L71 95V97L73 96H76L75 95V93H76V91H80V92H83V93H85V94H80V95H82V97L83 96H87V98H93L91 95H86V94H89L88 92L90 91V89H88L87 91H86V88H87V86H88V84H87V86H86V84L82 81L83 79V76ZM107 76V75H106ZM132 76V75H131ZM146 76V75H145ZM189 76V75H188ZM202 76V75H201ZM246 76V75H245ZM254 76V75H253ZM1 77H3V76H1ZM12 77V76H11ZM10 76H9V78H11ZM25 77V76H24ZM47 77V76H46ZM45 77V78H46ZM109 77V76H108ZM111 77H112V75H111ZM133 77V76H132ZM140 77V76H139ZM144 77V76H143ZM149 77V76H148ZM157 77H159V76H157ZM169 77V76H168ZM168 77H161V78H163V79H159V78H157V79H159V80H153L154 82H151V85H153L152 83H154L155 84V86H154V88H153V86H152V88L153 89H156V87L157 88H160V89H157L158 91L159 90H166L167 88H169L170 87V85L172 84V82H174V79L173 80H170V78H168ZM203 77H204V75H203ZM242 77V76H241ZM7 78H8V76H7ZM6 78V79H7ZM23 78V77H22ZM50 77H48V80H49V82L51 83V82H53L51 79H49ZM61 78V77H60ZM104 78V77H103ZM180 78V77H179ZM191 78V77H190ZM209 78V77H208ZM244 78V77H243ZM251 78V77H250ZM256 78H258L257 76H256ZM5 79V80H6ZM56 79V78H55ZM68 79V78H67ZM109 79V78H108ZM145 79V78H144ZM196 79V78H195ZM244 79H246V77L244 78ZM261 79V78H260ZM38 80V79H37ZM38 80V81H39ZM53 80H54V78H53ZM151 80V79H150ZM212 80V79H211ZM233 80V79H232ZM248 80V79H247ZM251 80H252V78H251ZM253 80H254V77H253ZM256 80V79H255ZM255 80L253 81V82H251L250 84H252V85H249V82L250 81H247V82H242V83H239V85H238V83L236 84L237 86H238V88H239V91H236L237 92V94H243L244 95V93H247V94H253V95H255V96H257L258 97V99H259V101H260V103H263L264 104V85H263V82H262V84L260 83V81H256L255 82ZM263 80H264V78H263ZM1 81H3V80H1ZM34 81V80H33ZM32 81V82H33ZM38 81H36L37 83H38ZM43 81L45 82L46 80H44L43 79ZM43 81H40L42 84H39L40 85V87L42 88V91H41V88L39 87V86H37L36 84H35V82H33L34 83V85H36L35 87V89L36 90H34L36 93H37V95L39 96V94L41 93H45L43 90V88L44 87H42L41 85H43ZM85 81V80H84ZM108 81V80H107ZM156 81V82H155ZM186 81V80H185ZM191 81V80H190ZM5 82V81H4ZM49 82H48V84H49ZM86 82V81H85ZM131 82V84H132V80L130 81ZM148 82H149V80H148ZM187 82V81H186ZM192 82V81H191ZM210 82V81H209ZM215 82V81H214ZM238 82H239V80H238ZM241 82V81H240ZM1 83V82H0ZM8 83V82H7ZM23 83V82H22ZM46 83V82H45ZM70 83V82H69ZM91 83V82H90ZM106 85H105V84ZM127 83H128V85H127ZM150 83V82H149ZM148 83V84H149ZM159 85H158V84ZM175 83V82H174ZM188 83V82H187ZM203 83V82H202ZM232 83H233V81H232ZM5 84V83H4ZM47 84V85H48ZM85 84V85H84ZM147 84V85H148ZM156 84H157V86H156ZM176 85H177V82L175 83ZM220 84H222V83H220ZM22 85V84H21ZM24 85H25V83H24ZM46 84L44 85L45 87H48ZM52 85V84H51ZM198 85V84H197ZM200 85V84H199ZM224 85H226L225 83H224ZM20 86V85H19ZM23 86V85H22ZM93 86H92V89H93ZM158 86H160V87H158ZM178 86V85H177ZM180 86V85H179ZM26 87V86H25ZM52 87V86H51ZM210 87V86H209ZM19 88H21V87H19ZM34 88V87H33ZM50 88V86L48 87V89ZM111 88V89H110ZM133 88V87H132ZM150 88V87H149ZM184 88V87H183ZM187 88V87H186ZM223 88V87H222ZM225 88H226V86H225ZM236 88V87H235ZM50 89H52V88H50ZM54 89H52V90H54ZM193 89H194V87H193ZM200 89V88H199ZM210 89H212V88H210ZM216 89H218V88H216ZM224 89V88H223ZM16 90H17V88H16ZM19 90V89H18ZM30 90V89H29ZM32 90V89H31ZM46 90V89H45ZM107 90H108V93H107ZM136 90V89H135ZM214 90V89H213ZM226 90H227V94H226V96L227 95H229V97L230 96H232L233 98H234V96H236V97H239V96H237V95H235V91H233L232 89H230V87H229V89H225V90H223V92L225 91L226 92ZM237 90V89H236ZM20 91V90H19ZM18 91V92H19ZM21 91H22V88H21ZM34 91H32V92H34ZM130 91H134L133 89L132 90H130ZM194 91V90H193ZM197 91H199V90H197ZM196 91V92H197ZM201 91V90H200ZM205 91V90H204ZM15 92V91H14ZM49 92H51V91H49ZM52 92H54V91H52ZM75 92V93H74ZM91 92V91H90ZM113 92V93H112ZM121 92V93H120ZM152 92V91H151ZM177 92V91H176ZM175 92V93H176ZM217 92V91H216ZM239 92V93H238ZM27 93V92H26ZM79 93V92H78ZM111 93H112V95H111ZM128 94H129V92H127ZM133 93V92H132ZM153 93V92H152ZM178 93V92H177ZM181 93V92H180ZM15 95H17L16 93H14ZM13 94V95H14ZM22 94V93H21ZM28 94V93H27ZM32 94V93H31ZM35 94V93H34ZM40 94V96H43V95H41ZM47 94V93H46ZM45 94V95H46ZM52 94V93H51ZM77 94V93H76ZM114 95L116 98H117V95ZM125 94V93H124ZM135 94V93H134ZM138 94V93H137ZM136 94V95H137ZM145 94V93H144ZM162 94V93H161ZM194 94V93H193ZM218 94V93H217ZM12 95V94H11ZM36 95V96H37ZM49 95V94H48ZM53 95V94H52ZM70 95H68V97L70 96ZM79 95V96H80ZM155 95V94H154ZM169 95V94H168ZM185 95V94H184ZM205 95V94H204ZM34 96V95H33ZM91 96V97H90ZM109 96V97H110ZM152 96V95H151ZM173 96H175V94L173 95ZM183 96V95H182ZM196 96V95H195ZM29 97V96H28ZM35 97V96H34ZM44 97V96H43ZM53 97V96H52ZM52 97H51V99H52ZM70 97V98H71ZM102 97H104V96H102ZM106 97V96H105ZM121 97V96H120ZM132 97V96H131ZM131 97L129 98V99H131ZM142 97H143V95H142ZM145 97V96H144ZM191 97H192V95H191ZM198 97V96H197ZM228 97V96H227ZM252 96L250 95V99H254V98H251ZM256 97V98H257ZM12 98V97H11ZM14 98L15 97H13V99L12 100H14ZM18 98H19V96H18ZM21 98V97H20ZM32 98V97H31ZM31 98H30V100H31ZM36 99H37V97H35ZM40 98V97H39ZM39 98H38V100H39ZM49 98V97H48ZM98 98V97H97ZM108 98V97H107ZM134 98V97H133ZM159 98V97H158ZM174 98V97H173ZM181 98V97H180ZM195 98V97H194ZM207 98V97H206ZM218 98V97H217ZM242 98H243V96H242ZM34 99V98H33ZM41 99V98H40ZM72 99V98H71ZM73 99H76V97L75 98H73ZM82 99V98H81ZM81 99H79L80 101H82ZM106 98H104V100H105ZM113 99V98H112ZM118 99V98H117ZM157 99V98H156ZM177 99V98H176ZM188 99V98H187ZM204 99V98H203ZM248 99V98H247ZM257 99V100H258ZM11 100V101H12ZM15 100H17V99H15ZM29 100V101H30ZM35 100V99H34ZM42 100V99H41ZM40 100V101H41ZM43 100H44V98H43ZM53 100V99H52ZM77 100V99H76ZM75 100V101H76ZM85 100V99H84ZM88 100H90V99H88ZM88 100L86 99V101L88 102ZM110 100H111V98H110ZM114 100V99H113ZM124 100H126V99H124ZM136 100H138V99H136ZM171 100V99H170ZM180 100V99H179ZM183 100V99H182ZM185 100H186V98H185ZM227 100V99H226ZM236 100H237V98H236ZM249 100V99H248ZM256 100V99H255ZM21 101V100H20ZM37 101V100H36ZM40 101L38 102V103H40ZM51 101V100H50ZM74 101V100H73ZM74 101V102H75ZM92 101V100H91ZM95 101V100H94ZM116 101V100H115ZM118 101V100H117ZM142 101V100H141ZM188 101H189V99H188ZM211 101V100H210ZM243 101V100H242ZM245 101V100H244ZM254 101V100H253ZM259 101H258V103H256V104H259ZM44 102H46L45 100H44ZM43 102V103H44ZM238 102H240V101H238ZM237 102V103H238ZM249 102H250V100H249ZM19 103V102H18ZM25 103V102H24ZM30 103V102H29ZM31 103H34V102H32L31 101ZM64 103H65V106L66 107H64ZM78 103V102H77ZM83 103V102H82ZM111 103V102H110ZM109 103V104H110ZM137 103V102H136ZM143 103H144V101H143ZM142 103V104H143ZM209 103V102H208ZM252 103V102H251ZM8 104V103H7ZM9 104H10V102H9ZM8 104V105H9ZM12 104V103H11ZM28 104V103H27ZM27 104H25V105H27ZM35 105H36V103H34ZM48 104V103H47ZM85 104V103H84ZM89 104V103H88ZM97 104V103H96ZM103 104V103H102ZM105 104V103H104ZM125 104V103H124ZM232 104L233 103H231V104H229V105H231L232 106ZM254 104V103H253ZM31 105H33V104H30V106ZM80 105V104H79ZM92 105V104H91ZM112 105V104H111ZM129 105H130V103H129ZM133 105H135V104H133ZM140 105V104H139ZM144 105V104H143ZM191 105V104H190ZM238 105H240L239 103H238ZM242 105V104H241ZM255 105V104H254ZM253 105V106H254ZM261 105V104H260ZM11 106V105H10ZM19 106V105H18ZM28 106V105H27ZM40 106H41V104H40ZM72 106V105H71ZM82 106V105H81ZM95 106V105H94ZM101 106V105H100ZM121 106V105H120ZM141 106V105H140ZM192 106V105H191ZM193 106H195V105H193ZM209 106V105H208ZM248 105H246V107H247ZM258 106V105H257ZM4 107H7V106H4ZM24 107V106H23ZM33 107V106H32ZM38 107V106H37ZM49 107H50V109H49ZM64 107V108H63ZM68 107V108H69ZM75 107H78V106H75ZM75 107H74V109H75ZM80 107V106H79ZM79 107H78V109H79ZM85 106H83V108H84ZM99 107V106H98ZM102 107V106H101ZM111 107V106H110ZM123 107H124V105H123ZM131 107V106H130ZM142 107V106H141ZM190 107V106H189ZM235 107V106H234ZM240 107V106H239ZM244 107H245V105H244ZM244 107H243V109H244ZM261 107H264V105L262 106L261 105ZM260 107V108H261ZM1 108H3V107H1ZM11 108V107H10ZM30 109H32L31 107H29ZM28 108V109H29ZM44 108V109H43ZM72 108V107H71ZM90 108V107H89ZM93 108V107H92ZM105 108V107H104ZM117 108V107H116ZM129 108V107H128ZM131 108H134V107H131ZM131 108H129V109H131ZM139 109H141L140 107H138ZM192 108V107H191ZM236 108V107H235ZM242 108V107H241ZM248 108V107H247ZM246 108V109H247ZM4 109V108H3ZM24 109V108H23ZM26 109V108H25ZM29 109V110H30ZM34 109H35V106H34ZM33 109V110H34ZM38 109V108H37ZM40 109V108H39ZM38 109V110H39ZM77 109V108H76ZM82 109V108H81ZM85 109V108H84ZM106 109H107V107H106ZM123 109V108H122ZM122 109H120V111L122 110ZM125 109V108H124ZM194 109V108H193ZM218 109V108H217ZM230 109H232L231 107H230ZM256 109H258V108H256ZM8 110V109H7ZM10 110V109H9ZM13 110V109H12ZM11 110V111H12ZM27 111V112H30V116H32L31 115V113H33V112H31V111H33V110H30V111ZM71 110H73V109H71ZM92 110V109H91ZM102 110V109H101ZM108 111H109V109H107ZM114 109H112V111H113ZM138 110V109H137ZM198 110V109H197ZM203 110V109H202ZM216 110V109H215ZM220 110V109H219ZM237 110V109H236ZM240 110V109H239ZM242 110V109H241ZM240 110V111H241ZM247 110H249V108L247 109ZM252 110V109H251ZM251 110H249V111H251ZM262 110H264L263 108H262ZM25 111V110H24ZM67 111V110H66ZM74 111V110H73ZM96 111V110H95ZM127 111V110H126ZM125 111V112H126ZM130 111V110H129ZM135 111H136V109H135ZM222 111V110H221ZM231 111V110H230ZM234 111H235V109H234ZM245 111V110H244ZM4 112V111H3ZM14 112V111H13ZM27 112H25V113H27ZM37 112V111H36ZM41 112V111H40ZM46 112V113H47ZM72 112V111H71ZM98 112V111H97ZM99 112H100V110H99ZM104 112V111H103ZM106 112V111H105ZM138 112V111H137ZM214 112V111H213ZM212 112V113H213ZM238 113H241V112H239V111H237ZM248 112V111H247ZM246 112V113H247ZM261 112V111H260ZM19 113V112H18ZM24 113V114H25ZM35 113V112H34ZM46 113L44 112L43 114H45L44 115V117H46ZM53 113V114H52ZM115 113V112H114ZM123 113V112H122ZM136 113V112H135ZM140 113V112H139ZM211 113V112H210ZM229 113V112H228ZM231 113H233V110H232V112ZM243 113V112H242ZM249 113V112H248ZM251 113V112H250ZM252 113H253V111H252ZM37 114V113H36ZM65 114V113H64ZM70 114V113H69ZM72 114V113H71ZM70 114V115H71ZM74 114V113H73ZM82 114H83V112H82ZM88 114V113H87ZM95 114V113H94ZM93 114V115H94ZM132 114V113H131ZM134 114V113H133ZM142 114V113H141ZM185 114V113H184ZM7 115V114H6ZM10 115V114H9ZM13 115H14V113H13ZM12 115V116H13ZM15 115H17V114H15ZM15 115H14V117L13 118H15ZM29 114H27L26 116H28ZM33 115H35V114H33ZM40 115V114H39ZM61 115V114H60ZM60 115H58V116H60ZM81 115V114H80ZM84 115V114H83ZM89 115V114H88ZM92 115V114H91ZM92 115V116H93ZM140 115V114H139ZM144 115V114H143ZM177 115V114H176ZM179 115V114H178ZM233 115H235V113L233 114ZM239 115V114H238ZM237 115V116H238ZM259 115V114H258ZM8 116V115H7ZM22 116V115H21ZM24 116V115H23ZM55 116H57V115H55ZM54 116V117H55ZM62 116V115H61ZM74 116V115H73ZM84 116H86L87 118H84V117H82V115L80 116L81 118H80V120H79V117H77L78 119V122H74V123H77L76 124V126L78 125V127H76V128H74L75 126H73V128L71 127V125H69V123L67 124V126H65V127H63L62 125V127L61 128H59L58 126L57 127H55V128H57V129H55L54 127H52V128H50V129H48L47 127H46V125H44L46 128H47V130L48 131H46V128L44 127V126H37V128H42V127H44L42 130H40V131H42V132H44V129H45V131L46 132H44V134H42V132L41 133H34V130L36 129V132H40L39 131V129L37 130V128H36V126L34 127L35 129H33V128H31L32 129V131H33V134L32 135H30L28 132H26L28 135H30V136H32L33 138H34V142L32 141L31 143L29 142V140L27 141V139H28V135L26 136V139H25V137H23V136H25L24 134H23V136H22V138L24 139V140H26V141H23V143H22V140H16V138H17V136L15 137L13 134V138L10 140L9 139V143H6V145L5 146H3V147H1L0 148V233H1V231H3L4 229H5V227H6V225H12L13 224V227L15 228V232H17V233H15V234H13L14 236L13 237H11L10 239L8 238V240H10L9 242H8V244H7V246L9 247V249L13 252V253H15V254H21V255H28V253L30 252H34V250L35 249H33V248H36L35 246L36 245H38V246H42L43 248H47V247H50V246H54V250L56 251L57 249L55 248V247H57L58 248V250H57V253L56 254H54V255H56V258L58 259V261H56V262H58V264H106L105 262H102L101 261V259H99L98 257H96V258H92V256L94 257V256H96V254L97 253H95V252H98V251H100L101 253H105L104 255L107 257L108 256V259H109V257L110 258H112V260H113V258H116L117 259V261L116 262H118V263H114V262H112L113 264H120L119 263V261L118 260H123V261H121V262H124V264H162V263H158V262H162L160 259V261H158V258H161L160 256L161 255H163L164 254V256L166 255V254H168V253H170L171 255L172 254H177L176 256L174 255H172L173 257H174V259H176L175 261H176V264H208L209 262H208V260H210L212 257L214 258V256L212 255V257L210 258L209 257V259L208 260H203L201 263H200V261H192V260H190V259H193L194 257H195V255H194V257H192V255L199 249L198 247H201L202 245H204V244H202V242H200L201 241V239L202 238H204V237H201L199 234H200V232H202V230L203 229H201V231H200V229H199V231L197 232V230H198V228L199 227H197V230H196V232L198 233L197 235H196V233H194V231H195V229H191L192 231H193V236H194V234L196 235L195 237H193L192 235H191V233H186V229H183V231H182V233H180V234H178V232L176 233L177 235H175V233H174V235H172V237H171V235H170V233H168V231H167V234L166 233H164V234H166V236H164L163 238H164V241H162V242H164V243H161L160 245H158V246H156V244L154 245V244H152V245H150V247H148V246H143L142 247V245H137L136 243H135V241H133L134 239H136L137 238V236H136V238L134 237V239H132L133 237L132 236H134V235H129V233L130 232H126L125 231V234H123L122 233V231H121V235H120V233H119V235L117 234V233H115L116 231L114 230V228H112V229H109V228H107L109 225H107V224H105V225H107V226H105L104 225V223H103V225L105 226V228L104 227H101L99 224H101L102 223V219L100 220V218H102V215L103 214H105V213H103V212H105L106 211V213H107V216H105V219L107 220L108 219V221H110L109 219H111V218H114L115 217V214L116 213H108V211H107V208H108V206H104V205H107V201H105V200H103V201H105V202H101V205L104 207V208H106V209H103L102 210V206L101 205H99V204H95V207L93 206V208H95V214L94 215H92L93 214V212H92V214L90 213V214H88V215H90V216H88V215H85L84 216V213H85V207L87 206L86 204H88V203H90V202H92L96 197H94V199L92 200V199H90V195H88V192L89 191H91V189L93 190L94 189V187H93V185H95V187H96V178H97V176L99 177L100 175H98V173H99V171H101L100 172V174L101 173H103V172H105V174H110L111 172L110 171H112V174H114V179H115V181L117 180H119L120 182H122L121 183V186L122 187H124L123 185H125L126 187H129L130 185H132L135 181L137 182V181H139V179H137L138 178V176H135V175H137L140 171L143 173V174H145L144 176L145 177H147V178H149V179H147L148 180V182H147V180H140V183H142V184H139L138 182H137V184H139V185H137V186H140V185H142V187H147V189L149 190L150 188H151V185L152 186H157V185H153V183L154 184H157V181H160V185H159V187H160V189H159V187L157 186V188L159 189V191H158V189H157V192H161V191H163V193L161 192L160 194H162V196H160V195H158L159 193H157V195L158 196H156L155 197V192H154V196L151 194V196H149L148 197V195H149V193H147L148 195H147V197H148V199L147 200H150L151 198L150 197H152V199L151 200H153V199H158V198H160V197H164L163 196V194L166 196H169L168 195V192L166 193H164V191L166 190V191H168V190H173L174 188L172 187V186H176V188H175V190H178L179 188H180V186L179 185H181L182 183H184V181H185V185L183 186L184 188H185V186H187V185H191V186H194V187H198L196 190H193L194 189V187H192V191H191V193L192 192H194V193H196L195 191H197L198 192V189L199 188H204V190L202 189L201 190V193L203 192V191H205V190H207L206 192L207 193H209L210 192V194H207V195H205V196H211L212 194H213V196H215V197H213V196H209V200H211L210 202V204H214V203H216V197L218 196V195H221L223 198H225L226 197V199L224 200V201H227V205H228V200L230 199L231 200V198L233 197L234 198V196H232L233 194L232 193H230V188H229V190H226V189H223V188H221V187H219L218 185H214L213 184V182H208V180L206 181V180H204V182H203V180H201L200 181V179L201 178H199V180H197L196 178L197 177H195V178H193L192 176H193V174L192 173H194V172H196V171H194L193 170V172L192 173H190V174H192V176H190L191 178H193V179H189V176L188 175H186V174H188V172L184 175V173H183V176H182V172H184L187 168H184L185 170L184 171H179V172H181V174H179V172L177 173L179 176H181V177H178V175H175L174 173L176 172H174V173H170V172H168L167 170H166V172L165 171H162L163 169H162V167H161V169L159 168V169H157V170H150V169H146L147 167H146V165L147 164H145L144 163V161H143V159L140 157V154L139 155H136L135 154V152L134 151H132L131 149V151H132V153H134L133 155H132V153H131V151L130 150H128V148H126L125 147V145H123L124 146V149H122L123 148V146L121 145L122 143H120V144H115V143H113V144H115V145H112V144H109V143H103V141H102V143H97V139H95L94 137H96V136H94V135H96L95 133L96 132H99V131H101L102 132V128H100L101 130H99V126H100V120L98 121L100 124H99V126L97 127V125H95V128H98V129H95L96 130V132L93 134V138L95 139H92V140H94L93 142L94 143H92V140H91V143H89L88 141V143L85 141V139H83L84 137L86 138V136L87 135H90L91 134V132H90V130H89V132H86V131H88V129H85L86 127H88V125H91L92 126V124H93V120H92V123H91V119L85 114ZM120 116V115H119ZM127 116H129L128 114H127ZM133 116V115H132ZM181 116V115H180ZM185 116V115H184ZM188 116V115H187ZM205 116V115H204ZM218 116V115H217ZM230 116V115H229ZM228 116V117H229ZM236 116V117H237ZM245 116H247V114L245 115ZM250 116V115H249ZM254 116V115H253ZM256 116V115H255ZM254 116V117H255ZM5 117V116H4ZM33 117V116H32ZM35 117V116H34ZM63 117H64V115H63ZM62 117V118H63ZM65 117H66V115H65ZM69 117V116H68ZM75 117V116H74ZM101 117H103V116H101ZM107 117H108V115H107ZM116 117V116H115ZM137 117V116H136ZM192 117V116H191ZM212 117V116H211ZM236 117H235V119H236ZM243 117V116H242ZM257 117H259V116H257ZM1 118V117H0ZM12 118V117H11ZM23 118V117H22ZM21 118V120H23V119H25V118H23L22 119ZM61 118V117H60ZM94 118V117H93ZM99 118V117H98ZM104 118V117H103ZM106 118V117H105ZM104 118V119H105ZM122 118V117H121ZM123 118H126V116H124ZM122 118V119H123ZM128 118V117H127ZM141 118V117H140ZM139 118V119H140ZM180 118V117H179ZM182 118V117H181ZM223 118V117H222ZM231 118V117H230ZM249 118V117H248ZM253 118V117H252ZM251 118V119H252ZM262 118V117H261ZM6 119L8 120V118L6 117ZM18 119V118H17ZM16 119V120H17ZM49 119L47 120V119H44L43 118V120H47V122H48V124H50L51 122H54L52 119V121H49ZM66 119V118H65ZM76 119V118H75ZM113 119V118H112ZM147 119V118H146ZM175 119H176V117H175ZM175 119H173L172 121H170L171 123H172V125H174V124H176V122L174 121ZM186 119V118H185ZM187 119H188V117H187ZM190 119V118H189ZM194 119V118H193ZM208 119V118H207ZM251 119H250V121H251ZM1 120V119H0ZM10 120H12V119H10ZM20 120V118L17 120L18 122H21V120ZM55 120V119H54ZM59 120V119H58ZM117 120V119H116ZM132 120V119H131ZM217 120V119H216ZM227 120V119H226ZM232 120V119H231ZM237 120V119H236ZM255 120V119H254ZM260 119H258V121H259ZM17 121H14V122H16L17 123ZM34 121V120H33ZM40 121V120H39ZM60 121V120H59ZM76 121V120H75ZM109 121V120H108ZM108 121H106L107 123H108ZM123 121V120H122ZM127 121H128V119H127ZM135 121V120H134ZM134 121H133V123H134ZM183 121V120H182ZM184 121H186V120H184ZM192 120H190V122H191ZM195 121V120H194ZM257 121V120H256ZM257 121V122H258ZM13 122V121H12ZM117 122V121H116ZM121 122V121H120ZM123 122H126V120L125 121H123ZM123 122H121L122 124H123ZM202 122V121H201ZM240 122V121H239ZM256 122V123H257ZM10 123V122H9ZM23 123V122H22ZM31 123H32V120H31ZM30 123V124H31ZM39 124L41 123V122H38ZM43 123H44V121H43ZM73 123V124H74ZM103 123V122H102ZM106 123V124H107ZM114 123V122H113ZM118 123V122H117ZM121 123H119V124H121ZM136 123V122H135ZM171 123H170V125H171ZM180 123V122H179ZM13 124V123H12ZM24 124V123H23ZM23 124H22V127H23ZM132 124V123H131ZM177 124H178V120H177ZM191 124V123H190ZM196 124V123H195ZM204 123H202V125H203ZM214 124V123H213ZM212 124V125H213ZM234 124V123H233ZM232 124V125H233ZM244 124H246V123H244ZM243 124V125H244ZM5 125V124H4ZM17 127H19L20 126V124H18L17 123ZM36 125V124H35ZM55 125H56V121H55ZM58 125H59V123H58ZM128 125V124H127ZM133 125V124H132ZM141 125V124H140ZM144 125V124H143ZM184 125V124H183ZM186 125V124H185ZM201 125V124H200ZM199 125V126H200ZM210 125V124H209ZM223 125V124H222ZM3 126V125H2ZM9 126V125H8ZM13 126V125H12ZM16 126V125H15ZM33 126H34V123H33ZM32 126V127H33ZM52 126H54V125H52ZM102 126V125H101ZM106 126V125H105ZM118 126V125H117ZM117 126H114V127H117ZM122 126V125H121ZM131 126V125H130ZM142 126V125H141ZM140 126V127H141ZM148 126V125H147ZM174 126H177V125H174ZM178 126H179V124H178ZM177 126V127H178ZM187 126V125H186ZM185 126V127H186ZM194 126V125H193ZM208 126V125H207ZM239 126V125H238ZM1 127V126H0ZM4 127V126H3ZM17 127H15V128H17ZM21 126L19 127V128H22ZM29 127V126H28ZM31 127V126H30ZM50 127H51V125H50ZM82 127H84V128H82ZM111 127H112V125H111ZM125 127V126H124ZM136 127V126H135ZM180 127V126H179ZM182 127V126H181ZM197 127V126H196ZM202 127V126H201ZM217 127V126H216ZM232 127V126H231ZM8 128V127H7ZM7 128H5L4 129V131L7 129ZM10 128V127H9ZM78 128H82V130L81 129H79V131H76L75 129H77L78 130ZM127 128V127H126ZM143 128H144V126H143ZM173 128H175V127H173ZM202 128H206L205 126L204 127H202ZM209 128H210V126H209ZM215 128V127H214ZM218 128V127H217ZM224 128V127H223ZM222 128V129H223ZM13 129V128H12ZM18 129V128H17ZM17 129H14V130H17ZM85 129V131H83ZM90 129V128H89ZM117 129V128H116ZM129 129V128H128ZM140 129V128H139ZM150 129V128H149ZM182 129V128H181ZM212 129V128H211ZM236 129V128H235ZM10 130V129H9ZM54 130V131H53ZM92 130V129H91ZM94 129L92 130V131H95ZM104 130V129H103ZM133 130V129H132ZM138 130V129H137ZM143 130V129H142ZM161 130H163V129H161ZM160 130V131H161ZM177 130H178V128H177ZM176 130V131H177ZM180 130V129H179ZM189 130V129H188ZM192 130V129H191ZM204 130V129H203ZM206 130H208V129H206ZM214 130V129H213ZM217 130V129H216ZM244 130V129H243ZM8 131V130H7ZM12 132H13V130H11ZM10 131V132H11ZM20 131V130H19ZM23 131V130H22ZM49 131H51V132H49ZM115 131V130H114ZM129 131V130H128ZM140 131V130H139ZM148 131V130H147ZM155 131V130H154ZM153 131V132H154ZM219 131V130H218ZM231 131V130H230ZM240 131V130H239ZM247 131V130H246ZM3 132V131H2ZM1 132V133H2ZM14 132H16V131H14ZM24 132V131H23ZM22 132V133H23ZM106 132V131H105ZM157 132V131H156ZM194 132V131H193ZM192 132V133H193ZM231 132H233V131H231ZM242 132V131H241ZM256 132V131H255ZM5 133V132H4ZM8 133V132H7ZM21 133V132H20ZM30 133H32V132H30ZM85 133V134H87L86 136H81V135H83V134ZM103 133H104V131H103ZM107 133V132H106ZM142 133V132H141ZM140 133V134H141ZM165 133V132H164ZM164 133H162L163 134V136H164ZM172 132H170V134H171ZM175 133V132H174ZM191 133V132H190ZM205 133V132H204ZM211 133V132H210ZM214 133V132H213ZM235 133V132H234ZM240 133V132H239ZM11 134V133H10ZM98 134V133H97ZM102 134V133H101ZM100 134V135H101ZM114 134V133H113ZM125 134V133H124ZM123 133H120L119 135H121V136H123L124 137V139H127V140H129L130 138H131V136L132 135H130V137H129V134H125L124 135ZM158 134H160V133H158ZM170 134H168V135H170ZM225 134V133H224ZM99 135V134H98ZM103 135V134H102ZM115 135H117V134H115ZM118 135V136H119ZM134 135V134H133ZM136 135V134H135ZM149 135V134H148ZM154 135V134H153ZM166 136H168L167 135V133L165 134ZM176 135V134H175ZM175 135H172L173 137L175 136ZM212 135V134H211ZM214 135V134H213ZM212 135V136H213ZM216 135V134H215ZM235 135H236V133H235ZM242 135H243V133H242ZM247 135V134H246ZM11 136V135H10ZM19 136V135H18ZM156 136V135H155ZM172 136H169L168 138L169 139H167V140H170L169 142H171L172 140H174V139H172L171 140V138H172ZM190 136H191V134H190ZM199 136V135H198ZM227 136V135H226ZM226 136H224V137H226ZM233 136V135H232ZM240 136V135H239ZM20 137V139H21V136H19ZM81 137H83L82 139V141H81ZM90 137H91V135H90ZM103 137H104V135H103ZM102 137V138H103ZM106 137V136H105ZM114 137H116L117 138V136H114ZM150 137V136H149ZM202 137V136H201ZM206 137V136H205ZM210 137V136H209ZM229 137V136H228ZM231 137V136H230ZM229 137V138H230ZM7 138H10V137H7ZM33 138H31V139H33ZM97 138V137H96ZM119 138H121L122 139V137H120L119 136ZM151 138V137H150ZM165 138V137H164ZM177 138V137H176ZM241 138V137H240ZM29 139H30V137H29ZM91 139V138H90ZM99 139V138H98ZM108 139H110V138H108ZM123 139V140H124ZM154 139H155V137H154ZM204 139V138H203ZM219 139V138H218ZM220 139H223V138H220ZM219 139V140H220ZM234 139V138H233ZM247 139V138H246ZM104 140V139H103ZM107 140V139H106ZM120 140V139H119ZM131 140V142H132V140H133V138L132 139H130ZM129 140V141H130ZM138 140V139H137ZM136 140V141H137ZM152 140V139H151ZM156 140H157V138H156ZM162 140V139H161ZM166 139H164V140H162V141H165ZM229 140V139H228ZM235 140V139H234ZM248 140V139H247ZM31 141V140H30ZM96 141V142H95ZM122 141V140H121ZM155 141V140H154ZM175 141H176V139H175ZM175 141H173V142H175ZM186 141V140H185ZM184 141V142H185ZM223 141H225V139H223ZM222 141V142H223ZM241 141V140H240ZM239 141V142H240ZM245 141V140H244ZM5 142V141H4ZM3 142V143H4ZM26 142V143H25ZM28 142V143H27ZM86 142V143H85ZM105 142V141H104ZM123 142V141H122ZM159 142V141H158ZM173 142H171V143H162V144H164V146L162 145V144H160V146H161V148H163V147H169V148H171V149H169L168 150V152H167V154H172V156L174 157L175 155L177 156L178 154L181 156L182 154H183V157L184 156H186V155H188L186 152H191V151H189V150H191V147H190V145L189 144H184V143H177V142H175V143H173ZM188 142V141H187ZM230 142V141H229ZM232 142V141H231ZM246 142V141H245ZM254 142V141H253ZM156 143V142H155ZM124 144V143H123ZM125 144H127V143H125ZM133 144H136V145H138L137 146V148H136V150L137 149H139L140 148V150L142 151L144 148L146 149V143L145 144H143V143H133ZM158 144V145H159ZM208 144V143H207ZM4 145V144H3ZM131 145H132V143H131ZM148 145V144H147ZM173 145H174V147H173ZM189 145V146H188ZM133 146H135V145H133ZM148 146H150V145H148ZM157 146V145H156ZM156 146H154V147H156ZM195 146V145H194ZM209 146V145H208ZM130 148H133V147H131V146H129ZM139 147V148H138ZM153 146H151V148H152ZM153 147V148H154ZM183 147V148H182ZM188 147H190V148H188ZM126 148V149H125ZM160 147H158V149H159ZM172 148H174V151L172 150ZM186 148H188V149H186ZM100 149H101V151L103 150V153H102V155L100 154H97V152L98 153H100L99 151H100ZM134 149V148H133ZM157 149V150H158ZM193 149V148H192ZM196 149V148H195ZM99 150V151H98ZM127 151V153H126V151ZM139 150V151H140ZM149 150V149H148ZM147 149H146V151H148ZM156 150V151H157ZM164 150V149H163ZM167 150V149H166ZM188 150V151H187ZM197 150V149H196ZM226 150V149H225ZM130 151V153H128ZM141 151H140V153H141ZM151 151H153V150H151ZM150 151V152H151ZM161 151H162V149H161ZM201 151V150H200ZM199 151V152H200ZM227 151V150H226ZM154 152V151H153ZM178 152V153H177ZM181 154H180V153ZM194 152H196V151H194ZM202 153H204L203 151H201ZM222 152V151H221ZM87 153H89V154H87ZM139 153V152H138ZM158 153H161L160 152V149H159V152ZM164 152H162V154H163ZM177 153V154H176ZM191 153H193V151L191 152ZM197 153V152H196ZM97 154V156H98V160L96 159V161L98 162H96L97 164L96 165H100L99 167H100V169L99 168H97V170H99L97 173L95 172H93L94 173V178L92 177V179L90 180V177L89 176H87L88 174H86V173H89V172H87L86 170L88 169V171H91V170H89V168H87L88 166V164L87 163H85L84 162V159H88V158H86V156H88V157H90V155H91V157H93V155L95 156ZM146 154V153H145ZM165 154V153H164ZM201 154V153H200ZM205 154V153H204ZM212 154V153H211ZM135 155V156H134ZM213 155V154H212ZM85 158H84V157ZM96 156V157H97ZM142 156V155H141ZM144 156V155H143ZM163 156V155H162ZM165 156H166V154H165ZM201 156V155H200ZM199 156V157H200ZM209 156V155H208ZM207 156V157H208ZM211 156V155H210ZM84 159H83V158ZM91 157H90V159H91ZM168 157V159L170 158L169 156H167ZM166 157V158H167ZM182 157V158H183ZM188 156H186V158H187ZM195 157V156H194ZM197 158H198V156H196ZM202 157H204L203 156V154H202ZM201 157V158H202ZM205 157H206V155H205ZM206 157V158H207ZM214 157V156H213ZM235 157V156H234ZM113 159L112 161L114 162V163H116L115 164V166H109L110 164H111V160H109V159ZM165 158V159H166ZM172 158V157H171ZM179 158V157H178ZM181 158V157H180ZM185 158V157H184ZM215 158V157H214ZM222 158V157H221ZM220 158V159H221ZM83 159V160H82ZM104 159H106V160H104ZM168 159H167V161H168ZM189 158H187L186 160L187 161H189L188 160ZM199 159V158H198ZM203 159V158H202ZM207 159H209V158H207ZM206 159V160H207ZM84 162V164L87 166V167H83V165L82 164H79V163H81L82 161ZM89 160V159H88ZM109 160V161H108ZM174 160V159H173ZM176 160V159H175ZM184 160V159H183ZM192 160H194V159H192ZM224 160V159H223ZM222 160V161H223ZM235 160V159H234ZM94 160L92 159V162H93ZM100 161H102V163H100ZM162 161V160H161ZM165 161V160H164ZM166 161V162H167ZM179 160H177V161H175V163L176 162H178ZM207 161H209V160H207ZM212 161H214V160H212ZM218 160H216V162H217ZM219 161H221V160H219ZM67 162H69L70 163V165H71V163L75 166V169H74V171L73 170H70V172H67L68 170L67 169H70V167L71 168H74L73 167V165H69V163H67ZM82 162V163H83ZM90 163H91V161H89ZM95 162V161H94ZM107 162V163H106ZM110 164H109V163ZM146 162V161H145ZM226 162H228V161H226ZM47 163H49V165H50V167H49V165H46ZM171 163V162H170ZM169 163V164H170ZM172 163H173V161H172ZM179 163V162H178ZM183 163V162H182ZM187 162L185 161V164H186ZM190 163V162H189ZM188 163V164H189ZM220 163V162H219ZM93 164V163H92ZM113 164V163H112ZM191 164V163H190ZM227 164H231V162H229V163H227ZM53 165V166H52ZM94 166H95V164H93ZM114 165V164H113ZM161 165V164H160ZM166 165V164H165ZM196 165V164H195ZM210 165H213V163L211 164L210 163ZM217 165H220V164H217ZM222 165V164H221ZM220 165V166H221ZM225 165V164H224ZM45 166H48L49 168H50V170L52 169V170H56L55 168L57 167V170H59V169H63V171L64 170H67L66 172V174H68V175H66L67 177H68V179H69V177H70V179L71 180H73L74 182H72V181H70V182H72V183H74L73 185H74V189L71 187V189H73L72 191H70V190H67L66 189V186H65V184L66 185H68V182H66L65 184H64V186H63V188H65V190H67V191H65V190H63L62 188V190H63V195L61 194V195H58V193H57V189H59L60 188V186H57L58 188H55L56 186V184L58 183H56V180H55V187L54 186H52L51 187V185H50V183L52 184V182H51V179L52 178H50V180H48L49 178H48V175L49 176H51V174H52V170L50 171V170H46V171H48V174L47 173H45L46 171H45ZM51 166H52V168H51ZM81 166V167H80ZM167 166V165H166ZM171 166V165H170ZM176 166H177V164H176ZM194 166V165H193ZM200 166V165H199ZM208 167H209V165H207ZM223 166V165H222ZM221 166V167H222ZM230 166H232V165H230ZM53 167H54V169H53ZM67 167H69V168H67ZM89 167H91V166H89ZM93 167V166H92ZM97 167V166H96ZM123 167V168H122ZM126 167H129V170H128V168L126 169ZM160 167V166H159ZM179 167V166H178ZM178 167H176V168H178ZM211 167V166H210ZM215 167H216V165H215ZM221 167H217V168H219L218 170L220 171V168ZM226 167V166H225ZM48 168V169H49ZM66 168V169H65ZM130 168L132 169V170H134L135 171V175H134V177H136V178H134L133 177V173H134V171H132V172H128V171H130ZM189 168H191V167H189ZM198 168V167H197ZM224 168V167H223ZM223 168H221V170L223 169ZM227 168V167H226ZM234 168V167H233ZM126 169V171H124ZM165 169V168H164ZM204 169H206V167L204 168ZM228 169V168H227ZM230 169V168H229ZM231 169H232V167H231ZM251 169H252V167H251ZM254 169L256 170V168H255V166H254ZM261 169H263V168H261ZM56 170V172H58ZM136 170L138 171V173L136 172ZM189 170V169H188ZM187 170V171H188ZM198 170V169H197ZM200 170H201V168H200ZM207 170H210L209 168L207 169ZM223 170H226V169H223ZM222 170V171H223ZM234 170H235V168H234ZM45 171V172H44ZM54 171H53V174L55 175V173H54ZM94 171V170H93ZM192 171V170H191ZM204 171V170H203ZM202 171V172H203ZM230 172H231V170H229ZM259 171V170H258ZM51 172V173H50ZM92 172V171H91ZM90 172V173H91ZM226 171H224V173H225ZM228 172V171H227ZM240 172H243V171H240ZM245 172V171H244ZM61 173H63V172H61ZM64 173H65V171H64ZM90 173H89V175H90ZM142 173H140V175H143ZM205 173H209V171L208 172H206L205 171ZM216 173V172H215ZM238 175H240L238 172H236ZM258 173H260V172H258ZM264 173V172H263ZM52 174V175H53ZM104 174V173H103ZM102 174V175H103ZM111 174V175H112ZM212 174V173H211ZM245 174V173H244ZM244 174H242V176L244 175ZM256 174V173H255ZM61 175V174H60ZM64 175V174H63ZM62 175V176H63ZM101 175V176H102ZM111 175H109V176H111ZM201 175V174H200ZM210 175V174H209ZM220 175V174H219ZM221 175H223V173L221 174ZM228 175V174H227ZM234 175H236V174H234ZM237 175V176H238ZM248 175H249V173H248ZM251 175V174H250ZM100 176V177H101ZM107 176V175H106ZM113 176V175H112ZM201 176H203V174L201 175ZM205 176V175H204ZM214 176H215V174H214ZM217 176H218V173H217ZM216 176V177H217ZM228 176H230V175H228ZM236 176V177H237ZM241 176V177H242ZM52 177V176H51ZM66 177V178H67ZM96 177V178H95ZM211 177V176H210ZM219 177V176H218ZM225 177V176H224ZM241 177H240V179H241ZM245 177H246V175H245ZM248 177V176H247ZM255 177H257V176H255ZM63 178H64V176H63ZM180 178V179H179ZM206 178H207V176H206ZM239 178V177H238ZM261 178L262 179H264V177H262L261 176ZM59 179V178H58ZM62 179V178H61ZM100 179V178H99ZM104 179V178H103ZM108 179V178H107ZM113 179V178H112ZM112 179H110V180H112ZM203 179V178H202ZM210 179V178H209ZM219 179V178H218ZM262 179H261V181H262ZM106 180V179H105ZM181 180H183L181 183L180 182H178V181H181ZM216 180V179H215ZM222 180V179H221ZM224 180V179H223ZM246 180V179H245ZM248 180V179H247ZM247 180H246V182H247ZM253 180H254V178H253ZM259 180V179H258ZM95 181V182H94ZM108 181V180H107ZM114 181V180H113ZM118 181V182H119ZM156 181V182H155ZM206 181V182H205ZM211 181V180H210ZM213 181V180H212ZM230 181V180H229ZM243 181H244V179H243ZM54 182V181H53ZM61 182H62V180H61ZM60 182V183H61ZM69 182V183H70ZM103 182V181H102ZM109 182H111V181H109ZM123 182H124V184H123ZM135 182V183H136ZM152 182V184L150 185V183ZM186 182H187V184H186ZM221 182V181H220ZM241 182V181H240ZM249 182V181H248ZM258 182V181H257ZM260 182V181H259ZM258 182V183H259ZM60 183H59V185H60ZM72 183H70V184H72ZM106 183V182H105ZM116 183V182H115ZM149 183V184H148ZM176 183H179V185H176ZM210 183H212V184H210ZM222 183H225V181H222ZM262 183V182H261ZM112 184V183H111ZM117 185H118V183H116ZM148 184V185H147ZM10 185H12L11 187H13V186H15V187H17V189L19 190V188L21 189V190H23V192L25 191V193H27V196H31V197H29L30 198V200L28 199V201H26V202H28L29 203V201H31L29 204H31V203H33V205H31V207L32 206H34V202H32V201H35V200H31V199H33V198H36L37 200V202L35 201V203H36V206H38L37 208L38 209H34V210H31V209H29V208H27V207H29L30 205L28 204V206H27V204L25 205V203H24V201L25 200H27L25 197H26V195L25 194H23V192H21V194L20 195H22L23 194V196H24V198L23 199H25L24 201H23V199H22V197H21V199H20V197H19V199H18V201H16V199L14 198V196H15V194L14 193H12V191L14 190L13 188V190L11 191V189L10 188H8V187H10ZM72 185V186H73ZM76 185V186H75ZM100 185V184H99ZM104 185V184H103ZM113 185V184H112ZM117 185H114L115 186V188L117 189V188H119L120 187V184H119V186H117ZM135 185V184H134ZM223 185V184H222ZM226 185V184H225ZM236 185V184H235ZM243 185H244V183H243ZM249 185H251L252 186V184H249ZM69 186V185H68ZM89 186H90V189H89ZM109 186H110V183H109ZM109 186L107 187V189L109 188ZM136 186V185H135ZM181 186V187H182ZM215 186V187H214ZM217 186V187H216ZM237 186H239V185H237ZM236 186V187H237ZM245 186V185H244ZM55 188V189H52V188ZM97 187H98V184H97ZM96 187V188H97ZM105 187V186H104ZM134 187V186H133ZM178 187V188H177ZM227 187V186H226ZM242 187V186H241ZM45 188H47V189H45ZM76 188V189H75ZM87 188L89 189L88 191H87ZM95 188V189H96ZM106 188V187H105ZM104 188V189H105ZM112 188V187H111ZM114 188V187H113ZM121 188V187H120ZM161 188H162V190H161ZM171 188H173V189H171ZM187 188H189V186H187L186 187V189H183V188H181V190H187ZM216 188V189H215ZM234 188V187H233ZM238 188V187H237ZM244 188V187H243ZM248 188V187H247ZM255 188V187H254ZM258 188V187H257ZM95 189L93 190V191H95ZM98 190H99V188H97ZM96 189V190H97ZM103 189V188H102ZM106 189V190H107ZM128 189V188H127ZM138 189H139V187H138ZM144 189V188H143ZM154 189H155V187H154ZM189 189H191V187L189 188ZM239 189V188H238ZM237 189V190H238ZM241 189V188H240ZM16 190V189H15ZM48 190V191H47ZM61 190V191H62ZM106 190L104 191V192H106ZM109 190V189H108ZM115 190V189H114ZM120 190V189H119ZM129 190V189H128ZM139 190H142V189H139ZM145 190V189H144ZM153 190V189H152ZM152 190H150V192L152 191ZM161 190V191H160ZM175 190H173L174 192H178V191H180V190H178V191H175ZM249 190V189H248ZM251 190H253V188L251 187ZM260 190V189H259ZM51 191H53V192H51ZM61 191H60V193H61ZM93 191L91 192V193H93ZM117 191V190H116ZM122 191V190H121ZM154 191V190H153ZM155 191H156V189H155ZM232 191V190H231ZM258 191V190H257ZM264 191V190H263ZM87 192V193H86ZM109 192V191H108ZM111 192V191H110ZM123 192V191H122ZM183 192H185V191H183ZM200 192V191H199ZM206 192H203V193H205L206 194ZM239 192V191H238ZM253 192H255V191H253ZM16 193V192H15ZM17 193H18V191H17ZM16 193V194H17ZM19 193H20V190H19ZM56 193H57V195L58 196H62V197H56ZM59 193V194H60ZM107 193V192H106ZM125 193V192H124ZM136 193V192H135ZM133 194V195H136V194H139L140 195V193L141 192H137L136 194ZM143 193V192H142ZM171 193V192H170ZM181 194H182V192H180ZM187 193V192H186ZM243 193V192H242ZM14 194V195H13ZM29 194V195H28ZM94 194H95V192H94ZM117 194V193H116ZM127 194V193H126ZM172 194H175V193H171V195ZM179 193H177V195H178ZM184 194V193H183ZM190 194V193H189ZM200 194V193H199ZM198 194V195H199ZM231 194V195H230ZM257 194V193H256ZM18 195V194H17ZM16 195V196H17ZM32 195L34 196L33 198H32ZM35 195H36V197H35ZM37 195H38V197H37ZM130 195H131V192H130ZM177 195L175 194V196L174 197H177ZM197 195V197H198V199H196V201L197 200H201V201H204V198H203V196L204 195H202L201 196V198H199L200 197V195L198 196ZM229 195V197L231 196V198H229L228 200H227V196ZM235 195V194H234ZM251 195H253V194H251ZM250 195V196H251ZM15 196V197H16ZM116 196V195H115ZM121 196V195H120ZM137 196V195H136ZM173 196V195H172ZM188 195H186V197H187ZM204 196V197H205ZM247 196H248V194H247ZM111 197V196H110ZM125 197V196H124ZM128 197H129V195H128ZM127 197V198H128ZM133 197H135V196H133ZM140 197V196H139ZM155 197V198H154ZM171 197V196H170ZM181 197L182 198H185V196L183 195H181L180 196V199H181ZM192 198L193 197H195V196H191ZM222 197H221V199H222ZM237 197V196H236ZM255 197V196H254ZM258 197V196H257ZM5 198L7 199H9V201H5ZM28 198V197H27ZM60 198V199H59ZM92 198V197H91ZM120 198V197H119ZM127 198H125L126 199V202L125 201H120L121 202V204H119V206L121 205V207H123L124 205H126V206H124L123 208H121L122 210L123 209H125L128 205L130 206V204L129 203H127ZM132 198V197H131ZM136 198V197H135ZM138 198V197H137ZM150 198V199H149ZM165 198V197H164ZM164 198H162V200H164V202H165V199ZM167 198V197H166ZM173 198V197H172ZM211 198H214L215 199V201H214V203L212 202L214 199H211ZM88 199L90 200L89 202H88ZM118 198H116V200H117ZM124 199V198H123ZM124 199V200H125ZM129 199V198H128ZM170 199V198H169ZM178 199V198H177ZM188 200H192V199H189V198H187ZM195 199V198H194ZM193 199V200H194ZM203 199V200H202ZM217 199H219L218 201H217V203L220 201H222V200H220V197H217ZM237 200H239V202L241 203V204H244V206L245 205H247L248 206V203H249V201H251L252 199H251V197H250V200L248 199V197H243V198H241L240 197V195H239V197L238 198H236ZM257 199V198H256ZM262 199H263V197H262ZM262 199H260V200H262ZM22 200V201H21ZM132 200H134L133 198H132ZM132 200L130 199V200H128V202L130 201V203L132 202ZM159 200H161V198L159 199ZM167 200V199H166ZM176 200V199H175ZM174 200V201H175ZM207 200V199H206ZM206 200L204 201V202H206ZM209 200H207V201H209ZM234 200V199H233ZM237 200H235V201H237ZM5 203H4V202ZM97 201H99V199L97 200ZM110 201V200H109ZM156 201H158V200H156ZM173 201V200H172ZM177 201V200H176ZM184 201H186V200H184ZM200 201V202H201ZM233 202L234 204L236 203V202ZM248 203H247V202ZM257 202H255V203H253L252 204V202H250L251 204H249V206H252L253 208V210H254V207L255 206H257V207H261L262 209H259L258 211H261V210H263V212H264V208H263V206H262V204H264V202L263 201H259V200H256ZM259 201V202H258ZM88 202V203H87ZM145 202V201H144ZM148 202V201H147ZM152 202V201H151ZM150 202V203H151ZM154 202H155V200L153 201V204H154ZM162 202V201H161ZM189 202V201H188ZM244 202H246V203H244ZM263 202V203H262ZM4 203V204H3ZM94 203V201L92 202V204ZM98 203V202H97ZM127 203V204H126ZM149 203V202H148ZM158 203V202H157ZM175 204V202H172V204ZM179 203V202H178ZM195 203V202H194ZM224 203V202H223ZM239 203V204H240ZM259 203V204H258ZM260 203H262V204H260ZM3 204V205H2ZM54 204H57L58 206H61L60 208H62V209H60L61 211H62V217L60 218V219H58L57 218V220L55 219V217H56V212H57V205H56V208L57 209H55V206H52L53 207V209H55V210H51L50 211V209L52 208V207H50V209H49V213L50 212H54L53 214H49L48 213V215H52V216H55L54 217V220H52V219H50V220H52V221H50V222H47L45 219V221H42V218H39V217H41L42 215H40V214H37V213H41V212H43L42 211V209H44V208H46V210L48 209V207L49 206H51V205H54ZM116 204H118V203H115V204H113V205H116ZM145 204V203H144ZM152 204V205H153ZM162 204V203H161ZM174 204H173V206H174ZM203 203H201V205H199L198 203H197V205H199V207L200 206H203L204 205V207L205 206H207V205H205V204H208V202L207 203H205V204H203ZM210 204H208V205H210ZM232 203H231V201H230V203H229V205H231ZM233 204V205H234ZM240 204V205H241ZM88 205H91V204H88ZM98 205L101 207V208H99L98 207ZM158 205V204H157ZM166 204H164V206H165ZM171 205V204H170ZM222 205H225V204H222ZM233 205H232V207H233ZM236 205H237V203H236ZM239 205V206H240ZM2 206V207H1ZM111 205H109V207H110ZM128 206V207H129ZM144 205L142 204V207H143ZM162 206H163V204H162ZM182 206V205H181ZM184 206V205H183ZM194 206L196 207V205L194 204ZM194 206H192V207H194ZM211 207L213 206V205H210ZM210 206H208V207H210ZM220 206V205H219ZM235 206V205H234ZM242 206V205H241ZM248 206V207H249ZM97 207V208H96ZM116 207V206H115ZM170 207V206H169ZM177 207V206H176ZM180 207V206H179ZM179 207H177V208H179ZM184 207H186V206H184ZM204 207H202V208H204ZM210 207V209H212ZM216 207H218V205L216 206ZM223 207V206H222ZM225 207V206H224ZM238 207V206H237ZM35 208V207H34ZM91 208H92V205H91ZM114 208V207H113ZM118 208V207H117ZM120 208V207H119ZM119 208L117 209V210H119ZM141 208V207H140ZM168 208V207H167ZM167 208H165V210L167 209ZM171 208V207H170ZM187 208H189V209H191L190 207H187ZM201 208V207H200ZM220 208V207H219ZM238 208H240V207H238ZM237 208V209H238ZM97 209V210H96ZM100 209V210H99ZM129 209V208H128ZM131 209V208H130ZM148 209V208H147ZM152 209V211H153V208H151ZM193 209V208H192ZM208 209V208H207ZM224 209H226V208H224ZM223 208H222V210H224ZM230 209V208H229ZM228 209V210H229ZM243 209H245L246 210V206H245V208H243ZM249 209V208H248ZM247 209V210H248ZM252 209H251V212H252ZM258 209V208H257ZM38 210H39V212H38ZM105 210V211H104ZM111 210V209H110ZM115 209H113V211H114ZM121 210V211H122ZM173 210V209H172ZM172 210H170V211H172ZM175 210V209H174ZM173 210V211H174ZM177 211H178V209H176ZM175 210V211H176ZM188 210V209H187ZM198 210V209H197ZM201 211H202V209H200ZM205 210V209H204ZM218 210V209H217ZM220 210V209H219ZM218 210V211H219ZM228 210L226 211V212H228ZM239 210V209H238ZM242 210V209H241ZM250 210V209H249ZM256 210V209H255ZM59 211V210H58ZM127 211V210H126ZM150 211V210H149ZM169 211V212H170ZM173 211H172V213H169L168 215H167V219L165 218V220L163 221V222H165V223H167V225L165 224V225H162V226H168L169 224H173V223H175V222H177L178 221V218H177V216L173 213ZM174 211V212H175ZM182 210H180L179 212V215L178 216H180V214L182 213L181 212ZM184 211V210H183ZM186 211V210H185ZM201 211H199L200 213H201ZM212 211V210H211ZM215 211H216V209L214 210V213H215ZM221 211V210H220ZM235 211V210H234ZM237 211V210H236ZM235 211V212H236ZM257 211V210H256ZM22 212H23V214H22ZM48 212V211H47ZM90 212H91V210H90ZM167 212V211H166ZM193 212H194V210H193ZM193 212H191V213H193ZM205 212V211H204ZM210 212V211H209ZM208 212V213H209ZM225 212V213H226ZM246 212V211H245ZM254 212V211H253ZM46 213V212H45ZM44 213V214H45ZM131 212L129 211V214H130ZM150 213V212H149ZM197 213V212H196ZM222 213H224V211L222 212ZM258 213V212H257ZM260 213V212H259ZM120 214V213H119ZM127 214H128V211H127ZM154 214V213H153ZM156 214V213H155ZM184 214V213H183ZM182 214V215H183ZM186 214H188V213H186ZM186 214H185V216H186ZM190 214V213H189ZM188 214V215H189ZM201 214H203V215H205L204 213H201ZM201 214H199V216L201 215ZM212 214V213H211ZM210 214V215H211ZM220 214V213H219ZM227 214V213H226ZM235 213H233V215H234ZM241 214V213H240ZM252 214V213H251ZM261 214H262V211H261ZM48 215H46L47 217H48ZM61 216V213L59 212V214H58V216ZM99 215H101L100 217H99V219H97V220H100V223L98 222L97 224L100 226H98L99 228H101V230L100 231H104V232H106V233H109V235H104V233L103 234H100V236H96V237H98L99 239L97 240L96 238H94V239H96L95 241H94V243H91V242H93V241H91V242H89V239L88 240H86V239H84V237H81L80 239H82L83 238V240H81L82 242H84V240L86 241V242H84V244L85 243H87V245H90V247L92 246L93 248H95V250H98V251H95V252H93L92 251V248H90V250L88 249L89 248V246L88 247H86V244H85V247H83V243L81 244V243H79L80 244V246H79V249H81V250H79L78 249V247L76 248L75 247V245H74V243H76V241L73 243H71V244H69V243H67V244H69V246H64V244H62L61 245V243H60V245L61 246H55V243H56V241H57V239H59V238H61L60 236H61V234L63 233V235H64V233H66V231L64 232V229H63V231H60V228L59 227H61L62 225H63V223H64V227L66 226H68L67 224H70L69 222L66 224L65 222L66 221H70L71 223H75V221L73 222V220H77L78 222H80L81 223V221L82 220H84V224H83V226L84 227H82V228H84V230H86V231H88V233L89 232H91L92 233V235L94 236V234L95 233H93V232H95V231H93V229L97 226V225H95V223H96V218L99 216ZM106 215V214H105ZM148 215V214H147ZM149 215H151V214H149ZM188 215L186 216V218L188 217ZM191 215V214H190ZM195 215H197V214H195ZM228 215V214H227ZM260 215V214H259ZM263 215H264V213L262 214V219H263ZM57 216V217H58ZM59 216V217H60ZM104 216V215H103ZM126 216H128V215H126ZM155 216V215H154ZM157 216V215H156ZM159 216V215H158ZM184 216V215H183ZM208 216V215H207ZM217 216H219V215H217ZM224 216V215H223ZM226 216V215H225ZM244 216V215H243ZM242 216V217H243ZM247 216V215H246ZM253 216V215H252ZM255 216V215H254ZM257 216H258V214H257ZM256 216V217H257ZM86 217V218H85ZM164 217H165V215H164ZM192 217V216H191ZM193 217H194V215H193ZM201 217H203V216H201ZM201 217H199L200 219H201ZM213 217V216H212ZM227 218H228V216H226ZM232 217V216H231ZM258 217H261V216H258ZM257 217V218H258ZM45 218V217H44ZM85 218V219H84ZM153 218V217H152ZM172 218V219H171ZM174 218H177V219H174ZM180 218V217H179ZM195 218V217H194ZM198 218V220H200ZM208 218V217H207ZM215 218H216V215H215ZM234 218V217H233ZM244 218H245V216H244ZM46 219H48V218H46ZM64 219V220H63ZM105 219H103V222H107V221H104ZM154 219V218H153ZM188 219V218H187ZM186 219V220H187ZM204 219V218H203ZM203 219H202V221H203ZM231 219V218H230ZM236 219V218H235ZM238 219V218H237ZM252 219V218H251ZM261 218H259L258 220H260ZM129 220V219H128ZM132 220H133V218H132ZM135 220V219H134ZM159 220V219H158ZM163 220V219H162ZM170 220H173V221H171L170 222ZM175 220H177V221H175ZM182 220V219H181ZM183 220H185V219H183ZM182 220V221H183ZM185 220V221H186ZM192 220V219H191ZM214 220V219H213ZM212 220V221H213ZM243 219H241V221H242ZM248 220V219H247ZM264 220V219H263ZM49 221V220H48ZM64 221V222H63ZM116 221V220H115ZM182 221H180V224H182L181 226H179V232H180V227H184L183 226V224L185 225V228H188L189 227V225L191 224H194V223H191V222H189L190 221V219H189V221H187L188 222V227H187V224H185V222H183V223H181ZM201 220L199 221V223H200V225H201V222H202ZM232 221H233V219H232ZM253 221H256V219L255 220H253ZM61 222H63L62 223V225H61ZM78 222H77V224H78ZM112 222V221H111ZM113 222H114V220H113ZM131 222V221H130ZM154 222V221H153ZM193 222V221H192ZM206 222V221H205ZM217 222H218V220H217ZM224 222V221H223ZM222 222V223H223ZM238 222V221H237ZM245 222V221H244ZM120 223V222H119ZM178 224L177 225H179V222H177ZM196 223V222H195ZM203 223V222H202ZM214 223V222H213ZM213 223H212V225H213ZM226 223H228V221H227V219H226ZM248 223V222H247ZM66 224V225H65ZM112 224V223H111ZM159 224V223H158ZM206 223H204V225H205ZM218 224V223H217ZM220 224V223H219ZM224 225H225V223H223ZM244 224H246V223H243V225ZM61 225V226H60ZM75 225H76V223H75ZM95 225V227H93ZM102 225V224H101ZM170 225V226H171ZM191 225H190V227H191ZM197 224H194V226H196ZM199 225V224H198ZM199 225V226H200ZM242 225V224H241ZM260 225H263L264 226V222L261 224V222H260ZM70 226V225H69ZM79 226V224L77 225V230H78V228H80V226ZM169 226V227H170ZM173 226V225H172ZM171 226V227H172ZM262 226V227H263ZM63 227V228H64ZM72 227V226H71ZM70 227V228H71ZM98 227H97V229H98ZM110 227V226H109ZM132 227V226H131ZM154 227V226H153ZM152 227V228H153ZM159 227V226H158ZM170 227V228H171ZM200 227H202V226H200ZM206 227V226H205ZM224 227V226H223ZM238 227V226H237ZM253 227V226H252ZM74 228V227H73ZM104 228V230H102ZM196 228V227H195ZM209 228V227H208ZM250 228V227H249ZM259 228H261V227H259ZM259 228H257V229H259ZM22 229H25V231L24 232H19L20 230H22ZM62 229V228H61ZM107 229V231H105ZM164 229V228H163ZM172 229H173V227H172ZM178 229V228H177ZM176 229V230H177ZM189 230H190V228H188ZM207 229V228H206ZM224 229V228H223ZM227 229V228H226ZM264 229V228H263ZM66 230V229H65ZM74 230V229H73ZM80 230V229H79ZM78 230V231H79ZM82 230V229H81ZM80 230V231H81ZM84 230H82V231H84ZM96 230V229H95ZM162 230V229H161ZM165 230V229H164ZM163 230V231H164ZM168 230V229H167ZM189 230H187V232H189ZM219 230H221V229H219ZM225 230V229H224ZM81 231V232H82ZM93 231V232H92ZM98 230H96V232H97ZM120 231V230H119ZM119 231H117V232H119ZM173 231V230H172ZM235 231V230H234ZM248 231V230H247ZM253 231V230H252ZM259 231V230H258ZM60 232H62L61 234H60ZM77 232V231H76ZM112 232V233H111ZM147 232H149L148 230H147ZM165 232H166V230H165ZM174 232V231H173ZM211 232V231H210ZM243 232V231H242ZM253 232H255V231H253ZM68 233V232H67ZM66 233V234H67ZM69 233H71V232H69ZM69 233H68V235H69ZM79 233V232H78ZM100 233V232H99ZM151 233V232H150ZM149 233V234H150ZM228 233V232H227ZM240 233V232H239ZM238 233V234H239ZM246 233V232H245ZM258 233V232H257ZM259 233H261V232H259ZM73 234V233H72ZM86 234V232L84 231V235ZM98 233H96L95 235H97ZM153 234V233H152ZM157 234V233H156ZM160 234H161V232H160ZM163 234V235H164ZM169 234V235H168ZM173 234V233H172ZM220 234V233H219ZM233 234V233H232ZM254 234V233H253ZM262 234V233H261ZM87 235V234H86ZM147 235V234H146ZM158 235V234H157ZM213 235V234H212ZM237 235V234H236ZM257 235V234H256ZM66 236V235H65ZM64 236V237H65ZM70 236H71V238H72V235L70 234ZM75 237L77 236L76 234L74 235ZM74 236H73V238L72 239H74ZM82 236V235H81ZM93 236H91L90 238H93ZM107 236H109V237H107ZM141 236V235H140ZM149 236V235H148ZM151 236V235H150ZM168 236H170V237H168ZM198 236H200L199 238H201L200 240H199V238H197ZM203 236H205V234L203 233ZM219 236V235H218ZM217 236V237H218ZM222 236V235H221ZM221 236H220V238H221ZM224 236H226V235H224ZM229 236V235H228ZM230 236H231V233H230ZM233 236H235V235H233ZM238 236V235H237ZM237 236L234 238V239H236L237 238ZM242 236V235H241ZM246 236V235H245ZM253 236V235H252ZM262 236V235H261ZM63 237V236H62ZM213 237V236H212ZM216 237V238H217ZM85 238H89V237H86L85 236ZM139 238V237H138ZM160 238V237H159ZM167 238H169V239H167ZM214 238V237H213ZM227 238V236L225 237V240L223 239V237L221 238V240L223 239L224 241L223 242H225V241H230V240H227L226 239ZM231 238H232V236H231ZM242 238H244V237H242ZM248 238V237H247ZM247 238H245V239H247ZM252 238V237H251ZM258 238V237H257ZM262 238V237H261ZM67 239V238H66ZM79 239V238H78ZM77 239V240H78ZM149 239H150V237H149ZM154 239V238H153ZM165 239H167V240H165ZM195 239L197 240V242H199L198 244H197V242L195 241ZM206 239V238H205ZM230 239V238H229ZM249 239V238H248ZM0 240H1V238H0ZM62 240V239H61ZM69 240H70V238H69ZM69 240H67V241H69ZM74 240H76V238L74 239ZM103 240V243H105V241L107 240L108 242L107 243H109V240L111 241L108 245H106V246H102L101 244H100V242ZM151 240V239H150ZM163 240V239H162ZM169 240V241H168ZM204 240V239H203ZM206 240H208V239H206ZM206 240H204V241H206ZM215 240V239H214ZM240 240V239H239ZM238 240V241H239ZM243 240V239H242ZM261 240V239H260ZM59 241V240H58ZM65 241V240H64ZM73 241V240H72ZM216 242L218 241V239L217 240H215ZM215 241H213V242H215ZM241 241V240H240ZM244 241V240H243ZM246 242H247V240H245ZM251 241V240H250ZM256 241V240H255ZM262 241H264V239L262 240ZM55 242V243H54ZM138 242H140L139 240H138ZM151 242V241H150ZM166 242V243H165ZM211 242H212V240H211ZM212 242V243H213ZM215 242V244H217ZM220 242V241H219ZM218 242V243H219ZM222 242V243H223ZM233 242H235V241H233ZM232 242V243H233ZM249 242V241H248ZM254 242V241H253ZM257 242V241H256ZM261 242V241H260ZM53 243H54V245H53ZM62 243H66V241L65 242H62ZM102 243V244H103ZM106 243V244H107ZM143 243V242H142ZM149 243V242H148ZM148 243H146V244H148ZM160 243V242H159ZM196 243V244H195ZM203 243H205V242H203ZM212 243H210V241H209V244H208V246L209 245H211ZM222 243H221V245H222ZM231 243V242H230ZM231 243V244H232ZM238 243V242H237ZM241 242H239V244H240ZM255 243V242H254ZM264 243V242H263ZM73 244V245H72ZM78 244V245H79ZM139 244V243H138ZM162 244H164V245H162ZM213 245L212 244V246H215V250L213 251V253L214 252H217L216 251V249H217V247L219 248V246L220 247H222V246H224V245H220L219 244V246H217L216 247V245ZM226 244V243H225ZM228 244H229V242H228ZM231 244L229 245V246H231ZM236 244V243H235ZM244 243H242V245H243ZM249 244V243H248ZM255 244H258V243H255ZM71 245V246H70ZM162 245V246H161ZM207 245V244H206ZM218 245V244H217ZM227 245V244H226ZM238 245V244H237ZM237 245H235V246H233L234 247V249H233V251L231 250V252H232V254L231 253H229V254H225V255H221V256H219L218 255V258H220V262L218 261V263H217V261L216 260H218V259H216L215 261H216V263L215 264H228L229 262H228V260H229V257H230V261H232L231 260V255H234V253L235 252H237V251H239L240 249H239V247L237 246ZM246 245V244H245ZM251 245H253L252 243H251ZM77 246V245H76ZM196 246H198V247H196ZM228 246V245H227ZM226 246V247H227ZM237 246V247H236ZM240 246V245H239ZM74 247V248H73ZM145 247H147V248H145ZM244 247V246H243ZM250 247V246H249ZM198 248V249H197ZM51 249V248H50ZM83 249V250H82ZM145 249H147L146 251H145ZM181 249V252L179 251ZM197 249V250H196ZM213 249H214V247H213ZM220 249H222V248H219V250ZM223 249H224V247H223ZM222 249V250H223ZM228 249H231V248H228ZM228 249H226V250H228ZM237 249H239V250H237ZM245 249V248H244ZM54 250H52L53 252H54ZM88 250V252L89 251H91V253H93V255H91L90 254V252L88 253H85L86 251ZM94 250V249H93ZM241 250H242V248H241ZM81 251V252H80ZM79 252L81 253V255L83 254L84 256H85V254H86V256H85V259L84 258H82L81 256H78L79 255ZM177 252H180V253H177ZM225 252H227V251H225ZM229 252V251H228ZM246 252V251H245ZM29 253V255H31ZM75 253H76V256H75ZM95 253V254H94ZM100 253V254H101ZM220 253H222L221 251H220ZM261 253V252H260ZM88 254H90V255H88ZM103 254H101V256L103 255ZM217 254H219V253H216V255ZM223 254V253H222ZM231 254V255H230ZM236 254V253H235ZM239 254V253H238ZM259 254V253H258ZM262 254H264V253H262ZM82 255V256H83ZM179 255V256H178ZM215 255V254H214ZM244 255H245V253H244ZM261 255V254H260ZM32 256V255H31ZM34 256V255H33ZM74 256H75V258H74ZM83 256V257H84ZM91 256V257H90ZM97 256H100V255H98L97 254ZM105 256H103L102 257V260H103V258L105 257ZM257 256V255H256ZM81 257V258H80ZM89 257V258H88ZM105 257V258H106ZM176 257V258H175ZM192 257V258H191ZM234 257H237V256H234ZM241 257V256H240ZM239 257V258H240ZM259 258H260V256H258ZM42 258V257H41ZM41 258H39L37 261H41L40 259ZM88 258V259H87ZM101 258V257H100ZM118 258H120V259H118ZM123 258V259H122ZM207 258H208V256H207ZM215 258H217V257H215ZM245 257H243V259H244ZM262 258H263V256H262ZM26 259H27V257H26ZM29 259V258H28ZM53 259H55V258H53ZM82 259H84L85 260V262H82ZM107 259V258H106ZM106 259L105 260H103V261H106ZM115 259V260H116ZM169 259V258H168ZM171 259V258H170ZM235 259V258H234ZM257 259V258H256ZM46 260V259H45ZM89 260V261H88ZM111 260V259H110ZM115 260H113V261H115ZM165 260H166V258H165ZM263 260H264V258H263ZM88 261V262H87ZM174 261V260H173ZM174 261V262H175ZM192 261V262H191ZM210 261H212L213 262V260H210ZM238 261V260H237ZM250 261V260H249ZM252 261V260H251ZM26 262V261H25ZM24 261H23V264H26ZM47 262V261H46ZM107 262V261H106ZM109 262V261H108ZM107 262V264H112V263H108ZM111 262V261H110ZM165 262V261H164ZM226 262H228V263H226ZM233 262V261H232ZM231 262V263H232ZM235 262V261H234ZM239 262V261H238ZM244 262H246V260H244ZM253 262V261H252ZM259 262H260V259H259ZM37 263V262H36ZM41 263H42V261H41ZM45 263V262H44ZM49 263V262H48ZM47 263V264H48ZM230 263V264H231ZM248 263V262H247ZM14 264H16V263H14ZM52 264V263H51ZM123 264V263H122ZM164 264V263H163ZM169 264H171L170 262H169ZM210 264V263H209ZM237 264V263H236ZM240 264V263H239ZM257 264H260V263H257ZM261 264H264V261L263 262H261Z\"/></svg>",
    "mask_w": 264,
    "mask_h": 264
}]
</instances>
